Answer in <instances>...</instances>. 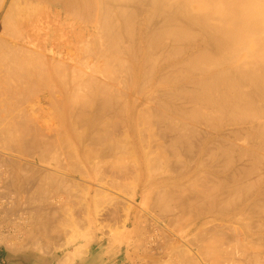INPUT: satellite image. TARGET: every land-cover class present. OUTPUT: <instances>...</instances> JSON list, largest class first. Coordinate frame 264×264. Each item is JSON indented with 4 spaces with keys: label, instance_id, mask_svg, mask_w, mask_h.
Listing matches in <instances>:
<instances>
[{
    "label": "bare ground",
    "instance_id": "bare-ground-1",
    "mask_svg": "<svg viewBox=\"0 0 264 264\" xmlns=\"http://www.w3.org/2000/svg\"><path fill=\"white\" fill-rule=\"evenodd\" d=\"M5 1H2V3H1V5H0V10H1V8H2V6H3V3H4ZM9 5H8V7L10 6V0H9ZM12 5V4H11ZM108 11L106 12V14L104 15V22H105V25H104V22H103V37H106L107 38V40L108 41H110V44H109V42L104 38L103 40H102V46H103V41H107V44L106 43H104V51H102L101 50V48H99V46H98V44H97V40H96V43L93 45L94 47L96 46V44H97V46H96V49L98 50L99 49V51H97L96 52V54H97V57L95 56V52L93 51L94 49H89V51H88V49H84V48H90V47H92V45H84V43H83V41H86V39H84V38H80L82 35V37H84V34L83 33H81L80 34V32H79V34H80V36H79V34L78 33H76L79 37L77 38L76 36V34H74V35H76L75 37L78 39H76L77 41H74V40H71V38H69V36L71 35L70 33H68V32H65V31H61V29L59 30V28H40L39 26H40V24L38 23V22H36V23H34V25L32 26V22H31V26H27V25H25V21L26 20H24L26 17H23V18H21V16H20V18L21 19H17V18H15L14 17V14L17 12L16 10H15V12H14V10H8L7 11V9H6V11H7V13L5 14H3V15H1V18H0V23H1V26L4 28V30H5V28H6V30L8 29V30H10V31H12V34L14 33V35L16 36V35H18V38H21L22 37V40H20V42L19 41H16V44H12V45H10L9 44V46H10V48H9V46H8V44H5V42L4 43H1V48L0 49H2L3 47H5V48H7V46H8V48H7V51L5 50H2L3 52H1V50H0V127H2V128H0L1 130H0V142H1V140H4V142L2 143L3 145L4 144H8L9 146L7 147V145L5 146L4 145V147H2L3 145H1V147L3 148V149H6L7 151H8V149L10 150L11 148V150L14 152V151H16V149L18 150V152H23V156L24 155H28L29 153H31V154H38V156L41 154L40 152L42 151H44V152H46L47 154H49V153H56V149H59L57 146H59L61 149H59V150H57V154H52V155H55V156H59L60 155V153H62V155H60V159H61V157L63 156V155H66V156H71V157H73V155H75L76 153H75V151L77 152V154L74 156V157H76L77 155V159H71L70 158V156H69V159H71V161H69V159H67L66 161H68V162H70V164L72 163L73 164V162H74V164L75 163H77V164H79V163H81V165H82V162L84 163L83 164V166L85 165V167L84 168H81V167H83V166H81V165H77V164H75V166H74V164L72 165V166H74L72 169H73V172H74V170L75 171H77V172H79V175H80V173H82L84 176L86 175V174H88L87 176H90L91 178H93V182H94V179H95V175H96V173H95V175H94V173H92V171H97V172H100V175H99V173H97V177H98V175L99 176H101V174L102 173H104L105 174V171H107V170H104V171H102L101 172V170H103V169H105L106 167H107V165H105V164H103L102 166H104V167H102V166H100L102 163H104V161L105 160H108L107 158L104 160V157H110L109 155H112L111 157H110V159L112 160H110L109 159V161H106V162H112L111 164H112V166H113V168H112V170H114L115 171V173H118L119 174V171H123V169H127L128 170V167H129V165H132V164H129L128 163V156H131V158L129 157V161H130V163H133V162H135V160H138V158L140 157V155L139 156H136V158L134 159L133 158V155H135V149L133 150L132 148V145H128L129 143L128 142H131L132 141V139H130V137H128V139H130L131 141H128V139H127V145L128 146H131L132 148V150L129 148V147H127V145L125 146L124 145V143H122L121 141H124L125 142V138L124 137H127V136H130V134L129 133H125L127 130H125V132L123 131L124 129H126V127L122 130L123 131V133H125L126 134V136L124 135V134H120L121 135V139H118V140H121V141H118V140H116L117 139V137H120V135H119V133H118V136L116 137L115 135H116V132L118 131L119 132V127L121 126L119 123H118V121L121 119V120H123V122H124V124H122L121 122V120H120V123L122 124V125H125L126 123V116L127 117H129L128 115H131L130 117H133V115H132V111L134 110V108L133 107H136V106H138V107H140L139 105L141 104L142 106L144 105L143 103H146V102H148V99H149V96H150V98L152 99L153 97H152V95H149V96H147V93H150V94H152L153 92H156L157 94H158V96L160 95V94H162L161 95V99H160V101H156V103H157V105L159 104V107L157 106L156 108H158V110H159V108H161V105L163 104V105H169V100L167 99V101H168V103H166V101L163 103H161V101H162V96H164V97H167V95L168 94H170L168 97H169V99L171 100V97L173 98L172 100H173V102H176L175 104L172 102V101H170V102H172L173 104H174V107L176 106V107H178L179 106V102H177V100H182V101H184V100H186L185 101V103H184V105L186 106V111L184 110V112H182L180 109H182V107L181 108H176L175 107V109H174V107H173V105L172 104H170V106H168L169 108H171L172 109V107H173V109L175 110V111H172V110H170V111H172V112H170V113H174V112H176L177 110H179V115L180 116H178V113H175V115H173V117H176V116H178V117H176L174 120L171 118V116H169L168 117V115L169 114H167L166 113V111H165V109H167L168 107H162L163 109H164V111H162L161 109L158 111V112H160L161 113V111L163 112V113H161V116L159 117L160 119H157V118H155V115L154 116H152L154 113H153V111L150 113L148 110H146V111H148L149 113H150V115L152 116V117H154L155 118V120L157 119V120H160L161 121V124L163 123V121H165L166 122V120L167 121H170L171 119L173 120H171L169 123H172L171 124V126L169 125V123L167 122L166 123V125H165V123L163 124V125H165L166 127H165V129H166V136L169 138V140H168V138H167V140H168V142L170 141V145H167V148H168V146L170 147H172V143H174V144H179V145H177V146H179V149L181 150L182 149V144H186L187 142L190 144V142H192V140L191 139H194V141L191 143V145L193 144V143H195V145L193 144V146H191L192 148H193V150L195 151V147H196V142H195V134H194V132H192V131H190V129L189 128H191V129H193V131L195 130V128H197L196 127V124L194 125L193 123H200L201 121L200 120H202L203 121V119L204 118H206V121L204 122V123H208V121H210L211 119H209V116L207 115V112H208V114L210 115V113H211V111H210V108H211V110H214V111H218V112H213V114L215 115V114H217V113H220V112H222V113H220L221 114V116L222 115H225L227 112H228V114H235V115H237V114H239V113H241V114H239V115H241L242 116V118H245L244 116H247V118H249L250 116H251V122L252 121H254L253 119H254V117L256 116V119H255V121L258 119V121H254L255 122V126H254V124H252V126H254V128L256 127L257 129H253V130H256V135H254V134H252V133H254L253 131L251 132V131H249V132H251L250 134L249 133H247L248 131V129L247 128H243V129H246V130H243V131H245V132H243V133H245V134H248V136H245V137H247L248 138V140H249V136L252 134L253 135V138H254V136H257L256 138H254V139H258L259 138V140L261 141V146H263L264 145V0H108ZM130 5H131V8H132V11L130 12V10H128L129 9V7H130ZM15 6V5H14ZM13 6V7H14ZM134 6H137V7H140V8H143V10H145V11H143V10H141V9H139V11L141 10L142 11V13H141V11L140 12H138L135 16L133 15V14H135L136 13V11H137V7H135V9H136V11L133 9V7ZM16 7V9H17V7L18 6H15ZM130 8V9H131ZM17 10H19V9H17ZM134 11V12H133ZM146 11H148V13H147V15L148 16H150L151 17V20H150V17H149V19L147 20V23H148V21L150 22L149 23V25L151 24V27L155 24V27L153 26L150 30H149V33H147V31H146V34L147 35H145L144 33H142V35L144 34L145 36H143V39L141 40V42L139 43L138 42V39H139V34H137L136 32H140V28H139V30H137L136 28H133V26H135V27H140V26H138L139 25V23H141L140 21H142V14H143V12L145 13ZM19 12V11H18ZM20 13V12H19ZM141 13V14H140ZM17 15H18V13H17ZM20 15V14H19ZM40 15V14H39ZM137 15H140L141 17V19H140V21H139V16H137ZM147 15H145V17L147 18ZM42 16V15H41ZM132 16L134 17V18H132ZM138 17V18H136L135 19V17ZM19 17V16H18ZM144 17V18H145ZM41 18V17H40ZM153 18H155V19H153ZM29 19V18H28ZM27 19V20H28ZM137 20V24H136V21L134 22L133 20ZM163 19H164V21H163ZM30 20V19H29ZM131 20V21H130ZM154 20H156V21H154ZM34 21V20H33ZM71 21V20H70ZM74 21V20H73ZM131 22V24H133L132 26H130L129 25V23L128 22ZM153 21H154V23H153ZM162 22V24H161V22ZM20 22V23H19ZM29 22V21H28ZM144 23H146L145 22V20L143 21ZM142 22V23H143ZM165 24H164V23ZM76 23V22H75ZM143 23V24H144ZM157 23V24H156ZM29 24V23H28ZM126 24H128L130 27H132V29H135L136 31L134 32L133 30H131L132 31V33L134 32L136 35H134V36H137V37H135L134 38V40H136V38H137V42H138V44H136L138 47H137V50H139V52H137L138 54H136V57H137V59L135 60V64H131L130 63V60H132V55L130 56L131 57V59L129 60V58H127L128 57V54L130 53V54H132V52L131 51H134L133 53H135V50H136V48H134L135 50H133V49H131L130 48V46L133 48V46L130 44V42H129V44H126L127 42H128V40H127V38H129V33H131V31H130V27L128 28L127 26H126ZM142 24V26H144V27H146L145 25H143ZM163 24H164V26H163ZM82 25V24H81ZM137 25V26H136ZM141 25V24H140ZM161 25V26H160ZM8 26V27H7ZM123 26L125 27L124 28V30H123ZM147 27H148V24H147ZM62 28H64V27H62ZM126 28H128L127 30H128V34H127V32H125V30H126ZM2 29V28H1ZM142 29V28H141ZM6 30H5V32H6ZM144 30H146V28L144 29ZM148 30V29H147ZM1 31V30H0ZM3 32V31H2ZM7 32H9V31H7ZM141 32H142V30H141ZM140 32V33H141ZM144 32V31H143ZM1 33V32H0ZM11 33V32H10ZM66 33H68L69 35H66ZM72 33V32H71ZM58 34V35H57ZM199 34H200V38H201V35H202V37L204 38L202 41L203 42H201V43H205V44H203L204 46H205V48H201L202 46H201V43L199 42L198 43V46H201L200 48L198 47V49H201V50H197V47H196V51H195V46L194 45H196V43L197 42H195L196 40H197V36H199ZM2 35V34H1ZM5 35V34H4ZM13 35V37H15ZM131 35V34H130ZM21 36V37H20ZM38 36L41 38V39H44L45 40V44L43 43H41V42H39L41 39H39L38 40ZM141 36V35H140ZM10 37H12L11 35H10ZM17 37V36H16ZM72 37V36H71ZM125 37H127V38H125ZM132 37V36H131ZM130 37V40L129 41H131V40H133L132 38ZM169 37H171V39L169 38ZM2 38V37H1ZM18 38L17 39H15V40H18ZM199 38V37H198ZM3 39V38H2ZM4 39L5 40H7L5 37H4ZM12 39V38H11ZM38 41H37V40ZM54 39V40H53ZM95 39V38H94ZM93 39V40H94ZM97 39V38H96ZM164 39V40H163ZM165 39H169L170 41H168L167 43H172V47H168V46H170V44H168V45H165V44H163V42L165 43L166 41H165ZM196 39V40H195ZM202 39V38H201ZM49 40H51V41H49ZM126 40V41H125ZM193 40H195L194 42H193ZM0 41H1V39H0ZM10 41H12V40H10ZM14 41V40H13ZM48 41V42H47ZM53 41H54V43H53ZM114 41V42H113ZM177 42V43H179V42H189V41H191L192 43H193V47H191L190 45V47H188V49H191V50H194L195 52L194 53H192V51H191V53L189 52V55L187 54V57H186V55L184 56V58H189L188 60H186V59H184L183 58V60H182V58H180L182 61H181V63H184L185 64V66H187L188 68H186L185 69V67L183 66V65H181L180 64V61H178L179 59V57L182 55V53H183V51L185 50V53H186V51L188 50H186V48H185V46H181V45H179L178 44V46H176V47H178V49L176 48V49H174L173 48V45L175 44V42ZM204 41H206V42H204ZM7 42V41H6ZM17 42H18V44H17ZM39 42V43H38ZM90 42V41H89ZM99 42V41H98ZM101 42V41H100ZM135 42V41H134ZM137 42H135V43H137ZM173 42H174V44H173ZM14 43V42H13ZM84 45L83 47L81 46L82 44ZM86 43L88 44V41H86ZM112 43V44H111ZM166 43V44H167ZM176 43V44H177ZM4 44L6 45V46H4ZM79 44H81V45H79ZM107 46H106V45ZM126 44V45H125ZM207 44H208V46H207ZM130 45V46H129ZM163 45H165V46H167L168 47V49H170V50H172V49H174L172 52H171V55L172 54H175V53H177V55H179V52H181L180 53V55L179 56H177L176 54L174 55L175 56V58H177L178 60H177V62L176 63H178L179 62V64L178 65H181V66H183L182 68H179V66H177V68H179V69H182V70H184V72L185 71H189L190 72V74L188 73V76L187 77H190V78H188L189 79V82L187 83V81H186V84H183V85H185V86H183V85H181L182 87H180V85H178L177 86V88L178 87H180L181 89L183 88L184 90V92L182 91V90H180L179 92H178V89L176 90L177 92L175 93V89L173 90V89H171L173 92H171L172 94L173 93H175V94H173L174 96H177V94H179L180 96L182 95V98H180V96H179V98H174L173 97V95L171 94V93H169L171 90H169L168 88H169V86H167V90L168 91H165V92H167L168 94H166L163 90H160L162 93H159L158 91H159V88L155 91H153V89L155 88V86L157 85V86H159L158 84H159V82L160 81H163V80H161V78H163L164 80H165V77H162L161 75L165 72V70L168 72H171L172 73V71L174 70V69H176L175 70V72H177V73H175V72H173V73H175V75L174 76H176L177 78H178V76H180L181 77V79L180 80H177V78L175 77L174 79H172V80H168V79H171V77L173 78V73H172V75L169 73H167L166 72V74L168 75L167 76V81L165 80V84H167V83H169V81H170V83H171V81H172V83H173V81L176 83V82H178V81H181V80H186V74L187 73H184L183 71H182V74H180L179 73V70H177V68H175L176 66V64L174 63L173 64V62L171 63V62H169V63H171L172 65H174L175 67H172V66H163L162 64L163 63H159V61H160V58H162V62H164L163 60H165V58H167L166 60L168 61V59L170 58V60H171V55H170V50H169V52H168V50H165L164 49V51H163V48H167V47H163ZM184 45H186V44H184ZM3 46V47H2ZM84 49V50H82V48ZM90 46V47H89ZM187 46H188V44H187ZM186 46V47H187ZM197 46V45H196ZM105 47H107L108 49H106ZM136 47V46H135ZM174 47H175V45H174ZM4 48V49H5ZM79 48H81V49H79ZM128 48H129V51H128ZM194 48V49H193ZM131 49V50H130ZM80 50V54L81 55H83V53H82V51L83 52H86L84 55L86 56L85 58L87 59V55L89 54L90 55V53H91V56L93 57V58H95V59H97V60H94L95 62L94 63H92V61L91 62H88V61H90V60H86V59H84V56H80L79 55V51ZM91 50V51H90ZM102 52H101V51ZM106 50V51H105ZM165 51H167V52H165ZM190 51V50H189ZM199 51V52H198ZM88 52V53H87ZM93 52H94V54H93ZM163 52H165L164 54H163ZM175 52V53H174ZM168 55H167V54ZM75 54V55H74ZM129 54V55H130ZM165 54L167 55V57L165 56ZM184 54V53H183ZM133 55H135V54H133ZM80 56V57H79ZM91 56H88V57H91ZM163 56V57H162ZM165 56V57H164ZM168 56H170L169 58H168ZM3 57V58H2ZM100 57H102V58H100ZM134 57L135 56H133V60H134ZM135 57V58H136ZM182 57V56H181ZM81 58V59H80ZM102 59L101 61L103 62V63H101V61H100V59ZM174 58V57H173ZM86 60V61H84L83 63H82V61L83 60ZM92 59V58H91ZM82 60V61H81ZM132 60V61H133ZM165 60V62L166 63H164V64H166L167 65V61ZM174 59H172V61H173ZM176 60V59H175ZM186 60V61H185ZM137 61V62H136ZM129 62V63H128ZM134 62V61H133ZM161 62V61H160ZM186 62V63H185ZM159 63V64H158ZM168 63V64H169ZM101 64H102V66L104 67H102L101 66ZM157 65H160V67H159V69L163 66L164 68H161V72L160 71H158V72H160V74H158V72H157ZM180 66V67H181ZM168 67H170V68H168ZM171 68H173L172 69V71H171ZM184 68V69H183ZM189 68H192V69H194L193 71H192V69H189ZM158 69V70H159ZM164 69V70H163ZM169 69V70H168ZM163 70V71H162ZM202 70V71H201ZM104 71H106V72H104ZM192 71V72H191ZM199 71V72H198ZM200 71H201V73L204 75V76H202L201 74H200ZM104 72V73H103ZM194 72H198L199 74H200V76H199V74H197V73H194ZM183 73L185 74L184 76H185V78L183 79V77H182V75H183ZM191 73H192V75L193 74H197L198 76H199V79L197 78V76H196V78H197V81L195 80V82H194V80L193 79H191V78H194V77H192V76H189V75H191ZM157 74V75H156ZM165 74V73H164ZM159 75V76H158ZM171 75V76H170ZM157 76V77H156ZM166 76V75H165ZM160 77V78H159ZM170 77V78H169ZM201 77H203V78H201ZM177 81H176V80ZM190 79L191 80H193L192 81V83H191V81H190ZM163 83V82H162ZM169 83V84H170ZM171 83V84H172ZM174 83V84H175ZM185 83V82H184ZM194 83H195V85H194ZM164 84V83H163ZM176 84H178V83H176ZM188 84V85H187ZM189 84H192L193 86H191V89H193L194 88V90L191 92L190 91V93H189V91H187V90H185V88H189L188 86H189ZM162 85V84H161ZM186 85H187V87H186ZM195 86V87H194ZM122 87H124L125 88V90L128 88V89H130V93L132 92V91H136V92H139V94H143L144 93V95L142 96V97H139V95L137 96V97H139V99L140 98H142V99H140L139 101H137L138 100V98H136V97H134V96H132L131 94H129L130 96H131V98H136L135 100H133V99H131V98H129V99H131L132 100V103L131 104H129L130 103V101L128 102V103H126V99L125 98H127V97H125V98H123L124 96H125V94H122L123 93V91H121L123 88ZM173 87V86H172ZM193 87V88H192ZM150 88V90L152 89V91L151 92H149L150 90H148ZM165 88V87H164ZM170 88H171V85H170ZM156 89V88H155ZM162 89V88H161ZM41 90V91H40ZM124 90V91H125ZM148 90V91H147ZM34 91L36 92V91H40L39 93V96H38V94H37V97H32V96H30V94L31 95H33V94H35L34 93ZM119 91H121L122 93H120V94H122V95H120L119 93H117V92H119ZM127 91V90H126ZM126 91L124 92V93H126ZM181 91H182V94H180L181 93ZM31 92H33V94L31 93ZM38 92H36V93H38ZM127 92H129V91H127ZM146 93V94H145ZM163 93H165L166 94V96H165V94H163ZM27 94H29V95H27ZM86 94H88V95H86ZM118 94L120 95V97L118 96ZM137 93H134V95H136ZM156 94V95H157ZM185 94V95H184ZM84 95L85 96H88V100H87V97H85L84 98ZM93 96V97H95V100H93L94 98H92V101H94L93 102V104L95 105V103H96V106L97 107H95L93 104H92V101L91 100H89L90 98H91V96ZM155 95V93L153 94V96ZM188 95V97H183V96H187ZM27 96V97H26ZM29 96L30 97H32V98H29ZM171 96V97H170ZM24 97H26L27 99H35V98H37V99H35V102L36 103H32V102H27L28 100L26 99V98H24ZM160 97V96H159ZM22 98H24V99H22ZM81 98H84V99H86V100H82ZM120 98L122 99V100H124L125 101V103L123 102V101H121L120 100ZM155 98H156V100L158 99L156 96H155ZM155 98H153V99H155ZM190 99V100H188V99ZM25 99H26V101H25ZM151 99H149V102H154V101H150ZM152 99V100H153ZM158 99V100H159ZM174 99H175V101H174ZM187 100L189 101V104H190V106H191V104H195L196 103V107H194L195 105H193V106H191V107H189V108H193L194 107V111H193V113H192V109H189V108H187L188 107V104H186V103H188L187 102ZM22 101H25L26 103H24L25 105L27 104V103H29V104H34L31 108H27L28 107V105H26L25 106V108H23L22 106H24L23 104H21L22 103ZM83 101V102H82ZM89 101V102H88ZM127 101H128V98H127ZM181 101V102H182ZM90 102H91V104H90ZM159 102V103H158ZM191 102V103H190ZM194 102V103H193ZM124 103V104H123ZM155 103V102H154ZM161 103V104H160ZM183 103V102H182ZM182 103H180L181 105H182ZM197 103H199V104H197ZM88 104V105H87ZM127 104H129V106L128 107H130L129 108V111H130V113H129V111L126 109L127 108ZM151 104V103H150ZM203 104V105H202ZM79 105V106H78ZM85 105H86V107H85ZM133 106V107H131V106ZM134 105H136V106H134ZM153 106H154V104H152ZM156 105V104H155ZM178 105V106H177ZM184 105H182L183 107H184ZM197 105H199V107L197 106ZM207 105V107H208V109L207 110H205V109H203V108H200V106L202 107H204V106H206ZM74 106H76V107H74ZM80 107L79 109H78V107ZM90 106V107H89ZM124 106H126V107H124ZM149 105H147V108H149L148 107ZM153 106H151V107H153ZM92 107H94V108H92ZM144 107V106H143ZM151 107H150V109H151ZM199 109H198V108ZM206 107V108H207ZM128 111L127 112V115H126V110ZM137 108V107H136ZM169 108H168V110H169ZM205 108V107H204ZM213 108V109H212ZM125 110V112H124V110ZM144 109V108H143ZM145 109H146V107H145ZM154 109H155V107H154ZM184 109H185V107H184ZM187 109H188V113L191 111V113H189V114H193L194 116H192L191 115V118H193V119H191L192 120V124L193 125H191L192 127H190L188 124L189 123H191V122H187V121H189V120H187V119H190V118H188V117H185V115H184V113L186 114L187 113ZM201 109H203L204 111H202ZM123 110V112L121 113V111ZM136 110V109H135ZM134 110V111H135ZM139 110V109H138ZM140 110H142V109H140ZM152 110V109H151ZM150 110V111H151ZM156 110V109H155ZM183 110V109H182ZM190 110V111H189ZM143 111V110H142ZM207 111V112H206ZM209 111H210V113H209ZM75 112H77V114L75 113ZM136 112V111H135ZM135 112H133V113H135ZM139 113H140V111H138ZM154 112H156V111H154ZM165 112V113H164ZM178 112V111H177ZM203 112H205V114L203 113ZM225 112V114H223ZM76 115H78L79 113H81V114H79V116L77 117H75L74 115L75 114ZM116 113H118V115H121V118L120 117H118L117 115H115V116H113L114 114H116ZM120 113V114H119ZM129 113V114H128ZM145 114H146V112H144ZM148 113V114H149ZM153 113V114H152ZM183 113V114H182ZM187 113V114H188ZM74 114V115H73ZM123 114H125V116H122ZM143 114V113H142ZM156 114H157V112H156ZM163 114H165V116L163 115ZM177 114V115H176ZM186 114V115H187ZM212 114V113H211ZM242 114H252V115H242ZM149 115V116H150ZM171 115V114H170ZM181 115H184V116H182L185 120L184 121H186V122H184V121H180L181 122V124H177V123H175V122H178L182 117H181ZM231 115L230 116H228V118L230 117L231 118ZM253 115H255L254 117H253ZM74 116V117H73ZM112 116L113 117H118L117 119H119V120H117V121H114V119L115 118H112ZM145 115L143 114V117H144ZM168 118H167V117ZM189 116V115H188ZM219 116V114H217V117H216V115L215 116H213V115H211V117H212V122H211V124L215 127L216 126V124L217 123H214V120H213V118L215 117V118H218L219 120L221 119L222 120V117L224 118V116H222L221 118H219L218 117ZM226 116H227V114H226ZM225 116V117H226ZM240 116V117H241ZM125 118V121H124V118ZM142 117V118H143ZM157 117V116H156ZM165 117V118H164ZM181 117V118H180ZM195 117H196V119H198L199 117H203L202 119H198L199 121H195V122H193V120H195ZM198 117V118H197ZM207 117H208V119H207ZM233 117V116H232ZM239 117V118H240ZM252 117H253V119H252ZM73 118H74V120H73ZM76 118H79L81 121L78 123V120H76ZM123 118V119H122ZM134 118V117H133ZM146 118V117H145ZM149 118V117H148ZM153 118V119H154ZM167 118V119H166ZM177 118H179V120L177 119ZM242 118H240L239 120H245L246 121V118L245 119H242ZM128 119V118H127ZM130 119V118H129ZM135 119V118H134ZM144 119V118H143ZM142 119V120H143ZM152 119V118H151ZM170 119V120H169ZM176 119L178 120V121H176ZM218 119H216V120H218ZM232 119H234V120H238V117H236V119L235 118H232ZM231 119V120H232ZM250 119H249V122H250ZM73 120V121H72ZM114 121V123H113V121ZM116 120V119H115ZM190 120V121H191ZM208 120V121H207ZM224 120H225V118H224ZM223 120V121H224ZM231 120L229 119V120H227L226 121V123L227 124H229V123H232L231 122ZM237 120H236V123H237ZM238 120V121H239ZM77 121V122H76ZM129 121V120H128ZM127 121V124L130 122H128ZM131 121H133V122H135V120H131ZM159 121V122H160ZM175 121V122H174ZM247 121H248V119H247ZM56 122L59 124L58 126L56 125ZM115 122L118 124H115ZM133 122H132V124H133ZM158 122V121H157ZM229 122V123H228ZM240 122V121H239ZM238 122V123H239ZM248 122V123H249ZM55 123V124H54ZM75 123H77L76 125H75ZM131 123V122H130ZM129 123V124H130ZM174 123V124H173ZM179 123V122H178ZM187 124L186 126L187 127H189V128H187L186 126H185V124ZM222 122L220 121V124H221ZM224 123V122H223ZM225 123V124H226ZM233 123H235V121H233ZM240 123H242V122H240ZM244 123V122H243ZM81 126V124H82V126L83 127H85V129H84V131H82L83 129H82V126H81V131H82V134H80L79 133V131H80V127H79V125ZM117 126H115V125ZM126 124V125H127ZM132 124H131V126H132ZM160 124V125H161ZM168 124V125H167ZM176 124H177V126H176ZM209 124V123H208ZM215 124V125H214ZM220 124L218 123L217 124V126L219 125L220 126ZM245 124V123H244ZM250 124V123H249ZM56 125V126H55ZM77 125H78V128H77ZM210 125V124H209ZM230 125V124H229ZM248 125V124H247ZM4 126V127H3ZM116 127V130H115V127ZM119 126V127H118ZM130 126V127H131ZM193 126H195V128L193 127ZM244 126H246V124L244 125ZM251 129L253 128V127H251V125H248ZM114 127V128H113ZM160 127H163L162 125L160 126ZM186 127V128H185ZM247 127V126H246ZM76 128L79 130H76ZM133 128V127H132ZM242 128V127H241ZM115 130V132H114V130ZM162 129V128H161ZM165 129H163L164 130V133H165ZM187 129H189V131H187ZM163 130H161L162 132H163ZM197 130V129H196ZM199 130V129H198ZM197 130V137L196 138H198L200 135V133H202V131L199 133V131ZM239 130V129H238ZM77 131H78V133H77ZM122 131H120V132H122ZM242 131V130H241ZM161 132V133H162ZM190 132H192V134H194V137L192 136V134L190 133ZM196 132V131H195ZM226 132V131H225ZM240 132V131H239ZM115 133V134H114ZM242 133V134H243ZM163 134V133H162ZM191 134V139L190 138H188L189 137V135ZM224 134V133H223ZM223 134H221V135H223ZM228 134V133H227ZM202 135V134H201ZM225 135H226V133H225ZM252 135H251V137H252ZM64 136H66L65 137V139L67 140H63L64 139ZM70 136V137H69ZM71 136H73L74 138H77V140H78V138H80V140L78 141L79 143H80V146H79V149H77L76 150V148H78V146L75 148V150H73V148L70 150V144H68V140H69V138H71ZM163 136H164V134H163ZM162 136V137H163ZM229 136V135H228ZM228 136H227V138H228ZM8 138V141L9 142H7V138ZM69 137V138H68ZM171 137V138H170ZM219 137V136H218ZM222 137H224V136H222ZM222 137H220L221 139L220 140H222V141H224L225 139H223ZM226 137V136H225ZM250 137V138H251ZM122 138H123V140H122ZM246 138V139H247ZM251 139V140H254V139ZM160 139V138H159ZM158 139V140H159ZM163 139V138H162ZM188 139H190V142H189V140ZM13 141V140H15V141H20V142H22V149H24V151L21 149V147L19 148V146H17L18 148H16L15 147V145H12L14 142H11V141ZM171 140H173L174 142H171ZM215 140H217L218 141V138L217 139H215ZM218 141L217 143L216 142H214L213 143V145L212 146H210V147H214V144H215V147H216V144L217 145H219V142L220 143H222V146L221 147H218L217 146V152H218V150L220 149L221 150V152H218V154H217V152H215V151H213L212 149H210L208 146V148L207 149H209L210 151H212V152H210V153H208L209 151H207V153H208V155H211L212 153V155L214 156L215 155V153H216V155H221V153L223 154V156L221 155V157H219V158H221V159H226V161L228 160V164H231L232 163V161L234 160H236L237 161V159L238 158H240V157H238L237 159H235L238 155H234V157L232 158V156H233V154H234V152L236 151V150H238V145L239 144H237V143H235L234 142V145H236V146H234L235 148H236V150H233L232 151V149H235L234 147H232L233 145H230L232 142L231 141H229V140H225V141H229V145L228 144H226V142H221V141ZM256 140H254L255 142H256ZM5 141H6V143H5ZM66 141V142H65ZM144 141V140H143ZM11 142V143H10ZM19 142V143H20ZM121 142V143H120ZM125 142V143H126ZM160 142V141H159ZM186 142V143H185ZM253 142V141H252ZM254 142V144L255 145H257L258 143H259V150H260V142L258 141L257 143H255ZM103 143H106V145L108 144V146L106 147V146H102L101 145V147L99 148V150H98V147L100 146V145H98V144H103ZM166 143V142H165ZM10 144H11V146H10ZM23 144H25L26 146H27V151H25V146L23 145ZM64 144H67V146L69 147V151H72V152H68V148H67V146L66 147H64L65 145ZM123 146H121V145ZM131 144V143H130ZM132 144H133V142H132ZM201 144V143H200ZM200 144H199V146L198 147H200ZM224 144H226V145H224ZM233 144V143H232ZM19 145V144H18ZM95 145H97V149L96 150H98V151H95V149H94V147H95ZM103 145H105V144H103ZM186 145H188V144H186ZM253 145V144H252ZM254 145V146H255ZM20 146H21V144H20ZM92 146H94L93 148H92ZM175 146V145H174ZM195 146V147H194ZM241 146V145H240ZM258 146V145H257ZM10 147V148H9ZM24 147V148H23ZM109 147V148H108ZM121 147V148H120ZM143 147H144V144H143ZM169 148L170 150L173 148L174 149V147H172V148ZM187 146H185V150L186 149H188V148H190V146H188L187 148H186ZM202 147V146H201ZM248 147V146H247ZM246 147V149H245V147L243 146V148H240L239 147V153H241L242 155L241 156H244V159H245V157L247 156L245 153V150H247L248 148ZM253 146H251V148H252ZM256 147V146H255ZM15 150H14V149ZM105 148V153H102V152H104L103 150H101V154H96V155H94V152H96V153H98L99 151H100V149H104ZM122 148H123V150H122ZM124 148H128L129 150H130V152H132L133 151V155L131 154H128V152H129V150H126V151H124ZM135 148V147H134ZM158 148V147H157ZM161 148V147H160ZM162 148H163V146H162ZM165 148V147H164ZM184 148V147H183ZM192 148H190V150H187V152L186 151H184V150H182V151H184V152H186L185 154H188V155H193L195 152H193L192 151ZM263 148H264V146H263ZM21 149V150H20ZM65 149L67 150V152L69 153H66L65 154ZM93 149H94V152H93ZM107 149H108V151H107ZM119 149H121L122 150V152L123 153H121V150H119ZM166 149V148H165ZM178 149V148H177ZM176 149V146H175V150H173V152L172 153H174L175 154V158L176 157H184V156H182V154H178V152H180L181 153V151H179V149L177 150ZM199 149V148H198ZM202 149V148H201ZM204 149V148H203ZM202 149V150H203ZM206 149V146H205V151L207 150ZM240 149H242V151L240 150ZM243 149H245L244 151H243ZM250 149V148H249ZM249 149H248V151H249ZM41 150V151H40ZM60 150H61V152H60ZM78 150H79V152H80V154H78ZM91 150H92V152H91ZM164 150V149H163ZM167 150V149H166ZM219 150V151H220ZM254 149H250V151L252 152V153H254V151H256V150H254ZM263 149H261V151H262ZM65 151V152H64ZM73 151H74V153L75 154H73ZM120 151V154H126V156H124V155H118V152ZM147 151V150H146ZM172 151V150H171ZM175 151V152H174ZM178 151V152H177ZM188 151H189V153H188ZM232 151V152H231ZM241 151V152H240ZM258 151V150H257ZM6 152V151H5ZM9 152V151H8ZM17 152V151H16ZM24 152H26V153H24ZM27 152H29V153H27ZM49 152V153H48ZM58 152H60V153H58ZM107 152V153H106ZM156 152V150L154 151V153ZM183 152V153H184ZM242 152H245L244 153V155H243V153ZM1 153V152H0ZM4 153V151L1 153V154H3ZM64 153V154H63ZM171 153V154H172ZM198 153V152H197ZM207 153H205V156L207 155ZM231 153H233L232 155H231ZM238 153V152H237ZM248 153V152H247ZM256 153L257 152H255V154L254 155H256ZM7 155L8 154V156L9 155H11V154H13V153H11V154H9V153H4L3 155ZM17 154H19V153H17ZM16 154V155H17ZM31 154H29V155H31ZM43 154V153H42ZM73 154V155H72ZM92 154V156L94 157V158H96L97 157V155H100V156H102L101 157V159L103 158V160H99L100 158V156L99 157H97L98 158V160L97 161H95L94 163H95V165L94 166H91V164H90V160L92 161V159H94L93 157H91L90 155ZM104 156H103V155ZM113 154H114V157H113ZM119 157H121V159L120 158H118V156ZM128 154V155H127ZM174 154H172L173 155V157L172 158H174ZM176 154H178V156H176ZM249 154V153H248ZM251 154V153H250ZM264 154V153H263ZM5 155V156H6ZM21 155H22V153L21 154H19V155H17V156H19V157H21ZM27 155H26V157H27ZM28 155V156H29ZM34 155H31V156H34ZM46 154H44V155H42V156H37L38 157V159H40V157L41 158H43L44 159V156H45ZM80 155V156H79ZM115 155L117 156V158L115 157ZM147 155V154H146ZM159 155H161V154H159ZM159 155H158V157H155V156H153V154H151L150 156H153V157H155V158H158V159H154L155 160V163H156V160H157V164H160V162H161V164H160V166L162 165V163H163V165H164V162H167L168 161V159H166L165 157H164V155H163V160H167V161H161V159L162 158H160L159 157ZM162 155H161V157H162ZM171 155V156H172ZM207 155V157H205V158H210V156H208ZM212 155H211V157H212ZM246 155V156H245ZM4 156V157H5ZM16 156V157H17ZM22 156V157H23ZM51 156V155H50ZM124 156V157H123ZM142 156V155H141ZM166 156V155H165ZM170 156V157H171ZM194 156H195V154H194ZM193 156V157H194ZM240 156V155H239ZM250 156V155H249ZM252 154H251V158H252ZM11 157H13V155L11 156ZM21 157V158H22ZM26 157H24L25 159H26ZM47 157H49L48 155H47ZM47 157H45V158H47ZM65 157V156H64ZM79 157V158H78ZM80 157L81 158H83L82 160H84V161H81L80 162ZM112 157H113V159H112ZM122 157L123 158H126L127 159V161H126V163H125V161H123V159H122ZM135 157V156H134ZM138 157V158H137ZM167 157H169L168 155H167ZM191 157V156H190ZM193 157H191L190 159H193ZM218 157V156H217ZM215 158L216 159V161H217V159L218 158ZM248 157V156H247ZM246 157V158H247ZM255 157H259V158H262V161H260V162H263V157H264V155L262 156L261 154H259L258 155V153H257V156H254L253 158H252V160H251V164H252V162L253 163H256V164H258V165H260V167H262V166H264V163H262L263 165L261 166V163L259 162L258 163V161L260 160L259 158H257V160H256V158ZM3 158V157H2ZM1 158V156H0V167L2 168V162H4L5 160H6V158L4 159H2ZM14 158V157H13ZM23 158V159H24ZM28 158V157H27ZM56 158V157H55ZM57 158H59V157H57ZM56 158V159H57ZM133 158V159H132ZM142 158H143V156H142ZM144 158H146V157H144ZM147 158H149V157H147ZM144 159L145 161H149V159ZM160 158V159H159ZM171 158V159H172ZM182 158H179V159H181V161L179 160V164H180V162H181V164H180V167H181V165H184V163L186 162V160H185V158H183V160H185V161H183L182 160ZM243 157H241L240 159H242ZM17 159H20V158H17ZM16 159V160H17ZM28 159H30V158H28ZM27 159V160H28ZM31 159H33V158H31ZM42 159V161H44ZM55 159V160H56ZM60 159H57V160H59L60 161ZM65 159H66V157H65ZM65 159H63L64 160V162H65ZM118 159V160H122V162H124V164L127 166H125V165H123V164H119V163H121L120 161H116V160ZM131 159V160H130ZM151 159H152V157H151ZM152 159V160H153ZM170 159V160H171ZM189 159V160H190ZM221 159H218L219 161L218 162H220V160ZM233 159V160H232ZM244 159H242V161L244 160ZM248 159H250V158H247V160ZM259 159V160H258ZM4 160V161H3ZM35 160V162H36V159H34ZM56 160V161H57ZM78 160V162H76ZM134 160V161H133ZM140 160V159H139ZM139 160H138V162H139ZM142 160V159H141ZM140 160V161H141ZM158 160H160V161H158ZM174 160V159H173ZM175 160H177V159H175ZM212 160V161H211ZM229 160H232V161H229ZM17 161H20V160H17ZM16 161V162H17ZM25 161V160H24ZM30 161V160H29ZM28 161V162H29ZM33 160H31L29 163H28V165H30V163L32 162ZM73 161V162H72ZM99 161V163H97ZM100 161H102V163L100 162ZM133 161V162H132ZM143 161V160H142ZM191 161V160H190ZM190 161H187L186 163H190ZM193 161H194V159H193ZM192 161V162H193ZM206 161V162H205ZM223 161V162H222ZM234 162V163H246L247 161L245 160V162L243 161H241L240 160V162ZM239 161V160H238ZM249 161V160H248ZM257 161V162H256ZM5 162H9V161H5ZM21 162V161H20ZM27 162V161H26ZM35 162H33V165L32 166H34L35 164ZM61 162L63 163V161L61 160L60 161V164H61ZM68 162H66V163H68ZM118 162V163H117ZM144 162V161H143ZM151 162H153V161H151ZM151 162H146L147 163V165H148V163H151ZM169 162V161H168ZM170 162H172V161H170ZM176 162V161H175ZM175 162H172V166H173V163L175 164ZM182 162H184V163H182ZM204 162H205V164L206 165H204ZM209 162V164L210 163H212V162H214V163H218V162H215V161H213V159H205L204 161H202V163H200V165H201V167L204 165V166H209V164H207ZM221 162H222V165H223V163L225 164H227V162H225L224 160H221ZM221 162L218 164L219 166H221ZM231 162V163H230ZM23 163V162H22ZM21 163V165H23ZM43 163V162H42ZM41 163V164H42ZM45 164H46V162H44ZM49 162H47V164H48ZM59 162H57V164L55 163V165H53V167L55 166V167H57V171L56 172H59V171H62V170H59L58 171V167H59V164H58ZM66 163L64 164L65 166H67V168H69V167H72V166H70V164H67L66 165ZM92 163V162H91ZM113 163H115V164H113ZM116 163H117V165H116ZM127 163L129 164V165H127ZM137 162H135V164H136ZM154 163V162H153ZM154 163V166H152V167H156L157 166V164H155ZM178 163H176V165H174V166H176L177 168H175L174 166H173V168L174 169H178L179 168V164ZM185 163V164H186ZM214 163H212L213 165H211V167L208 169V172H214L215 171V174H211V175H215V176H211V177H209V178H213V180L211 181V182H213V181H215L214 180V177H220L219 175V173L218 172H220L221 171V176H222V178L224 177V176H226V175H228L229 174V172H228V174H227V171H230L231 169H232V165H230L231 166V169H230V167L228 166L227 167V169H223V168H226V165H223V166H225V167H223L222 168V170H217L216 171V168H218L217 166L218 165H214ZM248 163V162H247ZM246 163V164H247ZM250 163V162H249ZM248 163V164H249ZM11 164H12V162H11ZM100 164V165H99ZM144 164V163H143ZM142 164V165H143ZM166 164V163H165ZM227 164V165H228ZM247 164V166L245 165V164H241V165H245V167L244 168H246V167H248V168H246V170H244L243 169V166H241V165H238L237 167H236V165L237 164H235V168H237L239 171H237V169H235V168H233V171H235V172H233L234 173V176H236L237 175V173L238 172H240L241 171V169H243L244 170V172L243 171H241L240 172V176H243L244 178H242V179H245V180H241V177L239 178V176H237V177H233L234 179L232 180V177L231 176H233L231 173V175H230V180H232L231 181V183H229L228 185H229V187H224L227 183L225 182V181H227L228 180V182H229V175L225 178L224 177V179H225V181H223V180H220L219 178H215L216 180H217V182L216 183H218L219 182V184L217 185V184H213V183H211V182H208V185H206V189L208 188L207 186H209L210 185V187L209 188H211V186H212V190L210 191V189L208 190V191H210L209 193H211L214 189L217 191L218 189H220L222 186L221 185H223V187L224 188H227V190H225V189H221V190H218L217 191V194L215 195V191H214V193L212 192L210 195H215L214 196V200H216L217 199V196L219 197L218 199H220V200H218L217 201V203H219L218 204V206L216 205V207L214 206L215 204H217V203H215V204H211V202H214L213 200H211L212 198L210 197V195H208V191L207 192H205L204 190H206V189H201V190H203L204 191V193H207V196H209V197H204V196H206V195H204L203 197L205 198H203L202 199V194H203V191H200L199 189H197L196 187H195V189H197V190H199L200 191V195H201V197L200 196H198L197 197V194H195L196 192H198L197 190H195L194 191V189L192 190L191 189V186H190V191H192V192H188V194L190 193V195H187V197H188V199L190 200H193L194 201V199H192V197L190 198V196H193L194 194H195V197H197V198H201L202 200L200 201V199H196L195 201L197 202V200H198V202L200 203H202L203 204V200H204V202H206L205 203V205L206 206H204L203 207V205L200 203L199 205L201 206V208L203 209V211L202 212H204L205 210H206V207L209 205V204H211V206L210 207H215V208H213L212 210H216V209H219V210H222V211H224V213H226L227 214V208L229 207V206H231V205H235V203H236V201L238 200V199H240V197H245L246 196V193H247V196L248 197H250V198H253V197H251L252 196V193H250V194H248V192L250 191L251 192V190L253 189L254 191H255V189L254 188H257L258 187V185L260 186V187H258V188H261V190H262V188L264 187L263 185V182H264V179H262L264 176L262 175L261 176V174L260 173H256V171L259 169V168H257V170H256V164H249L248 165ZM5 165V164H4ZM7 165V166H6ZM4 167L5 168H8V166L10 165V162H9V165L8 164H6ZM16 165V164H15ZM19 165H20V163H19ZM18 165V162H17V166H14V167H9L10 169H5V171L7 170V171H9V170H11V175L9 174V177H13L14 175H12V174H15V173H12L13 172V170L11 169V168H16V169H14V171L15 170H17V172H16V178H18L19 179V175L21 176V173L19 172L21 169H19V168H21L20 166ZM27 165V164H26ZM27 165V166H28ZM49 165V164H48ZM57 165V166H56ZM63 164H62V168L64 169V170H66L67 168H65V166H64ZM93 165V164H92ZM97 165H99V166H97ZM120 165H122V166H120ZM142 166V165H140V164H136V166ZM144 165H146V164H144ZM147 165L145 166V167H147ZM152 164H150V166H151ZM156 165V166H155ZM178 165V166H177ZM188 165H190V164H188ZM200 165H198V166H200ZM12 166V165H11ZM26 166V167H27ZM47 166V165H46ZM64 166V167H63ZM76 166H78V167H76ZM79 166H81L80 168H79ZM106 166V167H105ZM111 166V167H112ZM124 166V167H123ZM133 166V165H132ZM150 166H149V168H150ZM184 166H186V165H184ZM183 166V167H184ZM214 166H215V168H214ZM240 166V167H239ZM252 166H254V167H252ZM25 167V168H26ZM30 167V166H29ZM29 167H27L28 169H30ZM41 167V166H40ZM40 167H37L36 165H35V169H37V170H39V174H41V176H42V173L44 174V173H49V170L51 171H55L56 170V168H55V170L54 169H50V168H46L47 169V172H44V169H43V171H40L41 170V168ZM52 167V168H53ZM99 167V168H98ZM109 167V166H108ZM107 167V168H108ZM110 167V168H111ZM183 167H181V168H183ZM222 167V166H221ZM220 167V168H221ZM240 169H239V168ZM242 167V168H241ZM250 167H251V169L256 173V176L258 175V177H256L255 176V174L253 175L252 174V176H251V174H249V173H247V172H251V169H250ZM38 168H40V169H38ZM43 168V167H42ZM61 168V166L59 167V169ZM61 168V169H62ZM100 168H103V169H100ZM110 168H108V171H109V169ZM123 168V169H122ZM157 168V167H156ZM181 168H179L180 170H181ZM229 168V169H228ZM254 168H255V170H254ZM19 169V170H18ZM23 169H24V166H23ZM34 169V170H35ZM45 169V170H46ZM70 169V168H69ZM69 169H67V171L68 172H70L69 171ZM72 169H70L71 171H72ZM84 169V170H83ZM96 169V170H95ZM122 169V170H121ZM130 169V168H129ZM132 169H133V167H132ZM142 169L143 168H140V169H138L139 171L141 170L142 171ZM153 169V168H152ZM151 169V170H152ZM211 169L213 170V171H211ZM215 169V170H214ZM235 169V170H234ZM250 169V170H249ZM263 171H264V169L263 168H261ZM3 170V169H2ZM2 170H1V173H2ZM33 170V169H32ZM63 170V171H64ZM83 170V171H82ZM91 170V171H90ZM111 170V171H112ZM127 170H125V171H127ZM136 170V169H135ZM134 171L133 172V170H132V172L134 173L133 175H131V176H133V177H136L135 178V181L134 182H136V179H138V178H141V176L140 175H142V172H144V171ZM147 170H148V167H147ZM179 170V171H180ZM210 170V171H209ZM224 170H226V171H224ZM247 170H249V171H247ZM27 171H29V170H27ZM31 171V170H30ZM29 171V172H30ZM124 171V173L122 172V174L120 173V176H123V174L126 176V174H128L129 173V175L130 174H132L131 172H128V171H130V170H128L127 172L128 173H126ZM150 171V170H149ZM148 171V172H149ZM153 171V170H152ZM182 171V170H181ZM190 171V170H189ZM222 171H224V172H226V175L224 174V176H223V173L224 172H222ZM232 171V170H231ZM230 171V172H231ZM246 171V172H245ZM252 171V172H253ZM259 171V170H258ZM263 171H261V173L263 172ZM77 172H74V173H77ZM85 172H86V174H85ZM110 172V171H109ZM108 172V173H109ZM137 172L138 173H141V174H139V175H137ZM147 172V173H148ZM216 172H217V174H216ZM237 172V173H236ZM5 173H8V172H5ZM9 173H10V171H9ZM23 173H24V170H23ZM32 173H34V171L32 172ZM55 173V172H54ZM63 173H65V171L63 172ZM73 173V174H74ZM91 173L94 175L93 177L91 176ZM107 173V172H106ZM108 173L106 174V175H108ZM111 173V172H110ZM126 173V174H125ZM135 173H136V175H135ZM150 173V172H149ZM236 173V174H235ZM264 173V172H263ZM262 173V174H263ZM52 174V173H51ZM58 174H60V173H58ZM62 174V173H61ZM67 174V173H66ZM73 174H72V176H73ZM81 174V175H82ZM104 174H102L103 176H101V177H99V179L101 180V178H105V177H108V176H105ZM118 174H117V177H118ZM3 175V174H2ZM26 175H29V173L28 174H26ZM26 175H22L23 176V178L24 177H26ZM32 175V174H31ZM47 175L48 174H45L42 178H41V180H39L40 178V175L39 176H37V180L35 179L36 178V175H34V176H32V178H34L35 180V182L37 181V183H34V184H30V186H27V184H26V182H25V180H26V178H25V180L23 179L22 180V176H21V181H24V182H22L23 184L25 183V186H27V188H28V193H27V195L29 194V196H31L30 195V193L29 192H32L35 196H39V198L41 197V194H44V189H43V186H44V184L45 183H47V182H51V181H53V179L52 180H50L51 178H53V176L51 177H47ZM56 175H57V173H56ZM56 175H54V177L56 176ZM65 174H63V176H64ZM81 175H80V177H81ZM83 175H82V177L81 178H83ZM110 175V174H109ZM112 175V174H111ZM111 175H110V177H111ZM249 175H250V178L251 177H255V178H252V179H247V178H249ZM4 176H6V175H3V178H4ZM58 176V175H57ZM60 176V175H59ZM67 176H69V178H70V176L71 175H67ZM66 175H65V177H67ZM72 176H71V178H72ZM87 176H85L86 178H87ZM119 176V177H120ZM124 176V178H122L123 179V183L125 182L126 183V185H125V183L123 184L125 187L127 186V184L129 185V183H132V182H126L125 180L127 179V178H129V177H131V176H127V177H125ZM140 176V177H139ZM144 176V175H143ZM142 176V178L144 179V177ZM261 176V177H260ZM12 177H11V179H12ZM28 177V176H27ZM30 177V176H29ZM29 177L27 178L28 180H29ZM49 178V179H45V178ZM85 177H84V179H85ZM90 177H88V178H90ZM110 177H108V178H110ZM116 177V176H115ZM114 177V178H115ZM146 177V176H145ZM6 178H8V175H7V177ZM31 178V179H32ZM39 178V179H38ZM58 178H61V179H63L61 182H60V184H62V186H66L68 189L71 187L70 186V184H69V181H68V183L66 184L64 181H65V178H63V177H58ZM87 178V179H88ZM90 178V180H92ZM148 178H149V175H148ZM208 178V177H207ZM209 178L208 179H206V182L207 181H210L209 180ZM257 178V180H254V179H256ZM11 179L10 178H8V180H10V182H11ZM14 179V178H13ZM17 179V180H18ZM55 179V178H54ZM86 179V180H87ZM101 180V182L99 181V180H97V182H99V183H101L100 185H103L104 183V185H108V186H110L108 183V181H110V179L109 180H107L106 182H105V180ZM113 179V178H112ZM121 179V178H120ZM130 180H131V178H129ZM128 179V180H129ZM133 179V178H132ZM142 179V180H143ZM146 179H147V177H146ZM227 179V180H226ZM1 180H2V178H1ZM15 181H16V179H14ZM20 180V179H19ZM28 180H27V183H28ZM56 181L58 180L57 178L55 179ZM54 180V181H55ZM66 180H68V177H67V179ZM70 180V179H69ZM76 179H74V180H71V181H73V184H75L74 185V187H71V188H73V190L75 191V188L76 187H78V186H80L82 183H83V181H85V180H83V181H81L80 182V180L78 181V179H77V182L75 181ZM117 180V181H116ZM115 181H114V179L110 182V184H112L113 183V181H114V183L113 184H116V185H118L117 183H119L118 182V180L119 179H116ZM139 181H140V179H138ZM141 180V181H142ZM252 180V181H251ZM13 181V180H12ZM32 181H33V179H32ZM53 181V182H54ZM56 181H55V183H56ZM59 181H60V179H59ZM59 181H58V186L60 185L59 184ZM89 181V180H88ZM102 181H104V182H102ZM120 181V180H119ZM147 181V180H146ZM145 180H144V182H146ZM149 181V180H148ZM257 181V182H256ZM2 182V181H1ZM5 182H6V180H5ZM19 182L20 181H18L16 184L17 185H19ZM29 182H31V180L29 181ZM75 182V183H74ZM79 182L81 183L80 185H78L79 184ZM116 182V183H115ZM122 182V181H121ZM120 182V184H122ZM143 182V183H144ZM8 181L5 183V184H7L8 185ZM12 183H13V185L15 184V182H11L10 183V188H12V190L14 191H12L11 189V191L13 192V193H15L16 191H17V189H16V191L14 190V188L16 187V185H12ZM21 183V182H20ZM63 183L65 184V185H63ZM70 183H72V182H70ZM77 183V184H76ZM85 183V182H84ZM83 183V184H84ZM90 183V182H89ZM89 183H85V185H86V187H85V185H83V187H85V192L87 193H85L86 194V196L87 195H89V197L91 198V200L93 201V203H95V202H97V197L100 195V189L102 190V192L103 193H110L111 195H112V190L111 191H109L108 190V192L107 191H105V190H107V188L106 189H102V187L99 189V187H97L98 189H96V187L95 188H93V186L91 187V184L89 185ZM92 183V182H91ZM96 182H94L93 184H95ZM138 183H140V182H138ZM142 183V184H143ZM164 183H165V181H164ZM167 183H169V182H166L165 184H167ZM180 183V182H179ZM256 183H257V185H256ZM2 185H4V180H3V182L1 183ZM23 184H20V186L21 185H23ZM56 184H55V187H53V188H55L56 189V187L58 188V186H56ZM69 184V185H68ZM88 184V185H87ZM118 185L117 187H112V185H111V187L113 188V190L114 189H118V190H120V189H123L124 188V186L123 185ZM136 184H137V182H136ZM164 184V185H165ZM172 184H177V187H180L181 185L179 184L178 185V183H173L172 182ZM182 184V183H181ZM256 186H255V185ZM262 184V185H261ZM81 185V186H82ZM97 185V184H96ZM95 185V186H96ZM99 185V184H98ZM99 185V186H100ZM115 185V186H116ZM137 185H139V184H137ZM156 185H158V183L156 184ZM193 185V184H192ZM195 185V184H194ZM194 185H193V188H194ZM255 187H254V186ZM12 186V187H11ZM24 186V185H23ZM23 186H21V187H23ZM25 186H24V189H26L25 188ZM49 186V185H48ZM68 186H70V187H68ZM73 186V185H72ZM80 186V187H81ZM108 186H105V187H108ZM120 186H121V188H120ZM122 186H123V188H122ZM158 186H160V183H159V185ZM157 186V187H158ZM167 186V185H166ZM166 186H164V187H161V188H163V189H166ZM173 187V185H169L168 184V186L167 187ZM184 186V185H183ZM182 186V187H183ZM217 187V186H219V188L217 187V189L216 188H214V187ZM221 186V187H220ZM253 186V187H252ZM261 186H263V187H261ZM5 186H3V188H2V186H1V188L2 189H4L3 191L1 190V188H0V190L3 192H1L0 194H4V196H5V193H4V191H5V189H6V191H7V188L5 187ZM9 187V186H8ZM45 187V186H44ZM51 187H52V182H51ZM60 187V186H59ZM80 187H78V188H76V190L77 189H79ZM174 187H175V191H176V189H177V187L174 185ZM174 187H173V189H174ZM185 187H186V185H185ZM185 187H183L184 189V191L183 192H181V189L179 190L181 193H179V192H177V194H179V196L178 195H176L175 197H173V199L175 198H177V200L180 198V197H182V195H183V193H184V195H186L187 193H185ZM17 188V187H16ZM49 188H50V186H49ZM61 188V187H60ZM59 188V189H60ZM70 188V189H71ZM131 188V187H130ZM169 188H167V189H169ZM214 188V189H213ZM257 188V189H258ZM21 189H23V188H21ZM23 189V190H24ZM55 189L53 190L52 188L50 189V190H52V195L53 196H57V195H55L56 193H53L54 191H55ZM62 189H64V187H62ZM116 189V190H117ZM132 189L134 190V187L132 186ZM159 189H160V187H159ZM172 188L171 189H169L168 190V194L170 193V195L172 194H176L175 192H173V193H171V191L173 190ZM65 190V192L64 193H67L66 194V198L65 199H67L68 198V196H71V193H73L74 191L72 190V192H69L66 188L64 189ZM80 191L82 190V187H81V189H79ZM105 192H104V191ZM128 190H130V189H128ZM133 190L132 191H130L131 193L133 192ZM223 190H224V192L226 191V193H224L223 192ZM252 190V191H253ZM5 191V192H6ZM10 191V192H11ZM43 191V192H42ZM58 191H63V190H58ZM57 190H56V192H58ZM79 191V192H80ZM82 191H84V188H83V190ZM122 191V190H121ZM142 191H145V190H141V192ZM163 191H165V193H167V191L166 190H163ZM163 191H161V189L160 190H158V192H157V194H159V195H161V196H159L158 197V199L160 200V203H159V205L161 206V209L162 208H164L163 210V212H165V209H167L169 206V209H172V208H174L173 206H177L175 209L177 210V209H179V204H180V201L182 200V198L184 197H182L181 199H180V201H179V204L177 203L178 201L176 200V202H175V200H173L172 199V197L170 196V195H168V194H165ZM178 191V190H177ZM219 191H221V192H219ZM262 191H264V188H263V190ZM10 192H9V189H8V191L6 192V194H8L7 195V197L8 198H10L9 197V195H12V194H10ZM17 192H20V188H19V190L17 191ZM25 192V191H24ZM114 192V191H113ZM146 192V191H145ZM160 192V193H159ZM161 192L163 193V195L161 194ZM218 192H219V194H218ZM242 192V193H241ZM259 192V191H258ZM23 192H22V190H21V194H22ZM39 193H41L40 195H38ZM60 193V192H59ZM64 193H61V194H58V196L59 195H64ZM78 193V192H77ZM76 192H74L73 194H75L74 195V197L76 196V194H77ZM82 194H83V192H81ZM108 193V194H109ZM191 193H192V195H191ZM202 193V194H201ZM222 193H224V194H222ZM254 193H256V192H254ZM253 193V194H254ZM21 194H20V197H21ZM25 194V193H24ZM37 194V195H36ZM84 194V195H85ZM102 194V193H101ZM107 194V195H108ZM109 194V195H110ZM145 194V193H144ZM180 194H181V196H180ZM259 194V193H258ZM260 194H261V192H260ZM14 195V194H13ZM34 195H32L30 198H33L34 200L35 199H37L36 197L34 198ZM78 195V194H77ZM104 195V194H103ZM103 195H100V197L98 198V203H100L99 205L98 204H96L95 203V205L93 206L95 209H96V205H97V207L99 208V209H96V210H94V212H95V214L97 213V212H99L100 214L104 211V210H100V206H101V200H100V198H101V196H103ZM106 194H105V196H103V197H110L109 195L107 196ZM116 195H117V193H115V196H113L112 195V197L114 198V197H116ZM119 195V194H118ZM135 194H132V196L133 197H135L134 196ZM164 195L166 196V195H168V196H170V199H169V197H167L166 196V198H168L169 200H171L172 202H174V205L171 207V204L170 205H167L168 207H164L163 205H165V204H163V203H161L162 201L161 200H163V202H164V200H165V197H164ZM199 195V194H198ZM221 195H224V196H222L221 197ZM249 195H251V196H249ZM1 196V195H0ZM14 196H16V193H15V195ZM29 196H24L25 198H28ZM46 196H50L51 197V194L49 195V193L48 194H46L45 193V195L44 196H42V199H43V201L41 200V202H43L44 204L42 205V203H38L36 200L34 201V202H36V204L38 203V204H41L42 205V207H37V206H40V205H36V207H37V210H35V211H33L32 212V214H33V216L34 217H36L35 218V221L37 220V223L36 222H34V217L33 218H30L31 220H32V223L33 224H35L36 226H35V228H37L38 230H41V232H42V234L44 235V236H50V234L51 235H58V234H62L63 235V233L65 234V227H66V225H64V224H69V225H71V229H73V228H76V229H73V232H72V239L70 238V241H68V244L69 243H73L76 239H78L77 237H79V232H81L82 231V229L83 228H86V225L85 224H89V222H90V220H91V218H92V211H90V213H88V208L86 209V211H87V213L88 214H86V211L84 212V214L83 215H87L86 217L85 216H83V222H84V224H83V222L80 220V218L77 220V219H75L74 218V215H73V213L75 214V217H76V212H75V210H77V208H75V205L77 204V203H75V205L73 206V208H75V210L73 211V208H72V200H70V204H69V202H67L66 200H64V201H66L68 204H66L67 205V207H68V205H69V207H68V211H69V208H70V212H66V210H67V207H65V205H64V207H65V210L63 209V210H61V207H63V203L65 204L66 202H61V200L62 199H64V198H62V196H61V198L59 199V203L61 204H59V203H57V205L59 204V207H57V206H55L54 205V203L55 202H53L52 204L49 202V201H53V200H55L53 197H51V198H53V200H48L47 198L48 197H46ZM65 196V195H64ZM120 196V195H119ZM122 196V195H121ZM140 196L141 197H144L141 201H143V202H147V200H145V195L143 196V194H141L140 193ZM174 196V195H173ZM255 196H256V194H255ZM263 196V195H262ZM262 196H259L258 197V195H257V197L258 198H260V197H262ZM17 197H19V194L15 197V198H17ZM49 197V198H50ZM82 197V196H81ZM131 197V196H130ZM133 197H131L130 198V200H132V199H134ZM186 196H185V198H183V200H185L186 198H187ZM194 197V196H193ZM194 197V198H195ZM247 197V198H248ZM4 198V197H3ZM12 198H13V196H12ZM11 198V199H12ZM48 200V201H46V199ZM72 198H73V196H72ZM85 198V197H84ZM84 198H82V199H84ZM111 198V197H110ZM113 198H111L110 199V201L113 199ZM117 198V200H119V199H121V197H116ZM116 198H114V199H116ZM119 198V199H118ZM126 198H128V197H126ZM162 198V199H161ZM210 198V203H209V199ZM216 198V199H215ZM263 198V197H262ZM11 199H9L10 201H11ZM70 199V197L67 199V200H69ZM76 199H77V197H76ZM76 199H74L76 202H78ZM79 199V198H78ZM147 199H148V197H147ZM167 199V200H168ZM188 199H187V201H188ZM243 200H244V198H242ZM242 199H240V200H242ZM256 198H254V201H256L255 200ZM1 200H2V198H1ZM4 200H5V198H4ZM17 200V199H16ZM24 200H26V199H24ZM29 200H32V199H29ZM28 199L26 200V202L28 201V202H31V201H29ZM58 200V199H57ZM56 200V201H57ZM85 200V199H84ZM108 200H109V198H108ZM111 201V204H112V202H113V204L114 203H116V202H118V201ZM168 200V201H169ZM206 200V201H205ZM240 200H238V202H237V204H238V207H237V204H236V207L233 205V206H231L232 207V209L234 208H236L235 210L233 209H231V207L230 208H228V211H229V213L231 212V210L232 211H235V212H233V213H236V210H239L238 208H239V203H240ZM245 202H247L248 200H249V198H248V200L245 198ZM7 201H8V199H7ZM15 201V200H14ZM22 201V200H21ZM39 202H40V200H38ZM45 201H46V203H45ZM79 201H80V199H79ZM95 201V202H94ZM110 201H108L109 203H110ZM128 201V200H127ZM127 201H123V202H126V203H129V204H131V205H133L134 206V204H133V201H131V202H127ZM170 201V202H171ZM186 201V202H187ZM194 201V202H195ZM252 201V200H251ZM253 201V202H254ZM263 201H264V199H262V201L260 200V201H257V204H261V203H263ZM1 202H3V201H1ZM5 202H6V200H5ZM19 202H20V200H19ZM19 202H17V205L20 207L19 208V210H21V209H23V210H27V209H29L30 210V207L29 206H31V205H33V202L32 203H28V205L25 203V201H24V203H25V206H28L29 208H27V209H25V208H23L22 206L24 205V204H22L23 203V201L22 202H20L21 203V205L22 206H20L18 203ZM49 202V204L47 205V207L45 206V204H47ZM84 202V201H83ZM85 202H87V204H90V203H88V201H86L85 200ZM84 202V203H85ZM122 202V200H119V203H121ZM145 202V203H146ZM159 202V201H158ZM165 202H166V200H165ZM186 202H184V204L186 203ZM235 202V203H234ZM8 203V202H7ZM13 203V202H12ZM73 203H74V201H73ZM82 202H80V204H81ZM135 203V202H134ZM140 204H141V202H139ZM175 203H177V204H175ZM181 203H183V201L181 202ZM189 203V202H188ZM187 203V204H188ZM190 203H193V202H190ZM233 203V204H232ZM248 203H251V202H248ZM11 202H9V206H10V208H11V210H12V207H11V205H13V204H11ZM31 204V205H30ZM83 204V203H82ZM92 204V203H91ZM116 204H118V203H116ZM136 204V203H135ZM167 204H168V202H167ZM194 205H195V208L197 207L196 206V203H193ZM193 204L192 205H190V208L191 207H194L193 206ZM247 204V203H246ZM254 204V203H253ZM255 204H256V202H255ZM255 205V208H256V206H258V205ZM4 205H6V204H4ZM16 205V202H15V206H17ZM34 205H35V203H34ZM33 205V206H34ZM71 205V206H70ZM79 205V204H78ZM77 205V206H78ZM125 204L123 203V206H124ZM127 205V204H126ZM158 205V206H159ZM182 205V204H181ZM180 205V206H181ZM197 205H198V203H197ZM198 205V206H199ZM221 205V206H220ZM241 205H242V203H241ZM250 205V204H249ZM24 206V207H25ZM33 206H31V208L33 207ZM43 206H45L46 207V209H45V211H43L44 210V208H43ZM55 206V207H54ZM61 206V207H60ZM76 206V207H77ZM84 206H86V207H89V205H85L84 204ZM128 206H130V205H128ZM187 206V205H186ZM220 206V207H219ZM245 206V205H244ZM252 206H254V205H252ZM251 206V207H252ZM4 207V206H3ZM35 207V206H34ZM85 207V208H86ZM182 207V206H181ZM189 207V206H188ZM209 207V208H210ZM219 207V208H218ZM259 208H257L258 210L259 209H261V207H264V205H259L258 206ZM7 208L8 209H10L8 206H7ZM7 208H4V210L5 209H7ZM16 208H18V207H16ZM38 208H39V210H38ZM43 209L42 210V212H40L41 210L40 209ZM80 208H81V206H80ZM102 208V207H101ZM129 208H131V207H129ZM194 208V209H195ZM201 208H200V210H201ZM241 208V207H240ZM254 208V207H253ZM252 208V209H253ZM34 209H36V208H34ZM79 209V208H78ZM82 209H83V206H82ZM104 209V208H103ZM125 209V208H124ZM127 209H128V207H127ZM132 209V208H131ZM192 209V208H191ZM199 209V208H198ZM211 209V208H210ZM210 209H207V211H206V213H208V211H210ZM229 209H231V210H229ZM244 209V208H243ZM251 209V210H252ZM262 209H264V208H262ZM14 211H16V213H17V210L18 209H13ZM19 210H18V212H19ZM22 210V211H23ZM26 211V212H30V211ZM98 210V211H97ZM130 210V209H129ZM173 210V209H172ZM188 210V209H187ZM219 210H217V212H216V214L219 212ZM245 210V209H244ZM256 210V209H255ZM258 210H256V212L255 213H253L254 212V210H252V211H250L251 212V214H256L255 216H257V214H258V216L261 214V212H259L258 213ZM13 211V213H12V216L11 217H13V215H14V217H15V212ZM64 212L65 214H63L64 216H65V218L63 217V216H59V213H61V212ZM71 211H73V213L71 212ZM78 211V210H77ZM97 211V212H96ZM138 211H140V210H138ZM167 211V214H165V215H168V212L170 211V210H166ZM188 211H190V210H188ZM221 211V213H223ZM246 211V210H245ZM262 211V210H261ZM10 212V211H9ZM12 212V211H11ZM10 212V213H11ZM25 212V211H24ZM24 212H22V213H24ZM62 212V213H63ZM129 212V211H128ZM136 212V211H135ZM174 212V211H173ZM187 212V211H186ZM191 212V211H190ZM197 212H200V211H196V212H191V213H197ZM211 213L210 214H212V211H210ZM239 213L241 212V211H238ZM237 212V213H238ZM247 212V211H246ZM262 212H264V210L262 211ZM9 213V214H10ZM22 213L20 212L19 214L17 213V215H22ZM31 213V212H30ZM61 213V214H62ZM78 213H79V215L81 216V213L78 211ZM99 213H97L98 215H99ZM127 213V212H126ZM171 213V212H170ZM178 213V215L179 214H182L181 212L179 213V212H177ZM176 213V214H177ZM220 213V214H221ZM229 213H228V215H229ZM239 213H238V215H239ZM248 213V212H247ZM128 214V213H127ZM127 214H125V215H127ZM137 214V213H136ZM140 214V213H139ZM176 214H174L173 216H176ZM226 214H224V215H226ZM244 214V216H245V214L246 213H240V215H243ZM250 214V216H252ZM263 215H264V213H262ZM27 214L25 213V215H22V216H26ZM29 215H31V214H28L27 216H29ZM78 215V214H77ZM78 215V216H79ZM97 215V216H98ZM103 215V214H102ZM171 215H172V213H171ZM203 215V214H202ZM201 215V213H200V216H202ZM219 215V213L217 214V216ZM249 215V214H248ZM247 215V216H248ZM79 216V217H80ZM96 216V215H95ZM96 216V217H97ZM100 216V215H99ZM128 216V215H127ZM138 217H140L141 216V214L140 215H137ZM181 215H179V216H176V218L177 217H180ZM216 216V217H217ZM233 216V215H232ZM235 216H237V215H235ZM234 216V217H235ZM243 216V217H244ZM17 217V216H16ZM63 217V218H62ZM126 217V216H125ZM166 217V216H165ZM165 217H164V219H165ZM197 217H199V213H197ZM216 217H214L215 219H216ZM230 217V216H229ZM249 217V216H248ZM253 217V216H252ZM261 217V216H260ZM10 218V217H9ZM23 218V217H22ZM26 218V217H25ZM77 218V217H76ZM101 218V217H100ZM170 218H172L173 219V217H170ZM169 218V219H170ZM175 217H174V219H176ZM221 218V217H220ZM224 218H226V219H228V217H226V216H224ZM231 218V217H230ZM236 218V217H235ZM14 219V218H13ZM17 219H18V217H17ZM16 219V220H17ZM29 219V220H30ZM61 219H63V220H61ZM98 219V218H97ZM163 219V220H164ZM172 219H171V221L169 220V221H167V223H169V225H170V222H175V220L174 221H172ZM182 219H183V217H182ZM181 219V217H180V220H182ZM197 219V218H196ZM238 219V218H237ZM243 219V221H244V218H242ZM246 219V218H245ZM260 219H263V217L262 218H260ZM11 220V218L9 219V221ZM15 220V219H14ZM13 220V221H14ZM19 220V219H18ZM22 220V219H21ZM25 220V219H24ZM23 220V221H24ZM77 220V221H76ZM81 221L82 222V224L81 225H85L84 227L82 226V228L80 229V228H78V221ZM167 220H168V218H167ZM177 220L179 221V219L177 218ZM177 220H176V222H177ZM184 220H185V218H184ZM229 220V219H228ZM235 220V219H234ZM241 220V219H240ZM127 221V220H126ZM136 221V220H135ZM192 221V219L190 220V222ZM193 221H194V219H193ZM192 221V222H193ZM208 221V220H207ZM211 221V220H210ZM214 221V220H213ZM222 221V220H221ZM220 221V222H221ZM224 221V220H223ZM242 221V220H241ZM242 221V223L241 224H244V225H246L247 227L250 225V223L248 224V222H247V224H246V222L244 223ZM247 221V220H246ZM11 222V221H10ZM14 222H16V221H14ZM165 222V221H164ZM176 222H175V224H176ZM181 222V221H180ZM179 222V223H180ZM186 222H188V221H186ZM186 222H184V224H183V226L181 227L180 226V228H183L184 226H185V228L188 226L187 224H190V222H188L186 225H185V223ZM202 222V221H201ZM217 222H219V221H217ZM212 223V225H216L215 226V228L214 227H210V229L212 228V230H213V228L216 230H214L215 232H217V230H218V232L219 231H221L220 233H221V235L223 234V231L226 229V227L224 228V226H225V224L223 225V223H225V222H221V224H222V226H223V228H224V230L222 231V226L220 225V223L218 224V223ZM226 222H228V221H226ZM230 222H232V221H230ZM259 222V221H258ZM260 222H261V220H260ZM259 222V223H260ZM59 223H61V224H63L64 225V232L63 231H61V230H59L60 229V226H59ZM77 225H76V224ZM139 223V222H138ZM166 223V222H165ZM172 223V225H170L171 227H173L174 228V224ZM207 222H204V225L203 226H205L204 228H206V224ZM208 223H209V221H208ZM254 223H256L255 221H254ZM263 223V222H262ZM262 223H260V224H262ZM19 224V226H21L20 225V223H18ZM24 224V223H23ZM32 224V225H33ZM73 224H75V225H73ZM203 224V223H202ZM201 224V225H202ZM211 224V223H210ZM234 224V223H233ZM240 224V225H241ZM264 224V223H263ZM16 225V224H15ZM62 225V226H63ZM69 225L67 226V227H69ZM126 225V224H125ZM136 225V224H135ZM174 225V226H173ZM176 225H178V223L176 224ZM194 225H195V222H194ZM220 225V226H219ZM228 225V224H227ZM251 225H252V222H251ZM256 225V224H255ZM254 225V226H255ZM72 226H76V227H72ZM203 226H200V225H198V228H202V230L204 229L203 228ZM231 226H233V225H231ZM236 226H237V224H236ZM66 227V228H67ZM135 227H137L138 228V225H136ZM134 227V228H135ZM193 227V226H192ZM220 229H218V228ZM230 227V225H228V228ZM244 227V226H243ZM264 226H261V228H263ZM19 228V227H18ZM34 228V230L37 232V230ZM125 228V227H124ZM123 228V229H124ZM177 228V227H176ZM184 228V229H185ZM217 228V229H216ZM227 228V229H228ZM235 228H239L240 229V227L238 226V227H235V225H234V227H233V229H235ZM250 228H252L251 226H250ZM81 230V231H78V230ZM98 229V228H97ZM136 229V228H135ZM165 229V228H164ZM178 229V228H177ZM196 230H197V227L195 228ZM208 229V228H207ZM206 229V230H207ZM209 229V230H210ZM230 229H231V232H230V230L228 231V233H226L225 231V233H226V236L228 235L229 237V240H226L225 241V239H226V237H225V239L224 238H222L221 237V235L219 236V235H216V234H218V233H215V235L216 236H218V237H221V238H219L218 240H220L221 242H219L218 241V243L217 242H215L216 241V239L218 238V237H216V236H212L211 235V231L212 230H210V233L208 232V231H206V230H204L207 234L209 233V235L211 236V238H210V236L209 235H207L210 239H212V237L214 238V237H216V239H215V241H214V244H210L211 245V249H210V245H209V247H207V248H209V250H207L205 247L206 246H208V245H206V243L208 242V241H206V240H209V242H211V240L210 239H208V237H206V236H203V238H205V240L203 241V243H201V246H200V244H199V242H198V246L199 247H197V243H196V249H199V251L201 252L202 251V249H204L205 250V253H207V252H209L210 250V253H213V250H214V252L215 253H220V254H218V255H208L209 253H207V254H205V253H202L201 252V256L203 255L204 257L205 256H207L206 258H205V260H204V258H203V264H246L247 263V260L248 259H245L244 258V252H245V254H246V252L248 253L249 252V250L247 249L248 247H247V244L246 243H244V244H242L241 242H244L243 241V238H245V236L243 237V235H245V234H243L242 232H243V230H242V232H240L239 231V229H238V231H239V233L237 232L235 235V237H234V235L233 236H231L232 234H233V229L230 227ZM249 229V228H248ZM19 230V229H18ZM90 230H91V228H89V234H90ZM181 230V229H180ZM180 230H179V232H180ZM250 230H252V229H250ZM257 230H259V228L257 229ZM22 231H23V229H22ZM61 231V232H60ZM167 231V230H166ZM176 231V230H175ZM181 231H183V232H185L184 230H181ZM199 231H201V230H198L197 232L196 231H194L195 233H196V235H198V233L201 235L202 233V231L201 232H199ZM214 231H212V232H214ZM235 231H237L236 229H235ZM245 231V230H244ZM254 231V230H253ZM255 231H256V228H255ZM254 231V232H255ZM27 232V231H26ZM36 232H32V234L34 233H36ZM40 232V233H41ZM60 232V233H59ZM63 232V233H62ZM169 232V231H168ZM167 232V234L169 235L170 233H168ZM190 232V231H189ZM194 232H193V239L196 237L195 235H194ZM204 232V233H205ZM18 233V232H17ZM21 233H23V232H21ZM30 233V232H29ZM38 233V232H37ZM37 233H36V235H37ZM97 233V232H96ZM126 233V232H125ZM176 233V232H175ZM174 233V234H175ZM224 233V234H225ZM229 233H232L231 235H229ZM242 233V234H241ZM246 233V232H245ZM252 233V232H251ZM250 233V234H251ZM28 234V233H27ZM39 234V233H38ZM163 234H165L164 233V231H163ZM181 234V233H180ZM191 234H188V235H190V236H192ZM213 234V233H212ZM249 234V233H248ZM43 235H41V236H43ZM111 235V238L112 239H114V241H120L119 239H117V236H114V234H110ZM167 235V236H168ZM206 235V234H205ZM214 235V234H213ZM252 235V234H251ZM250 235V236H251ZM254 235H255V233H254ZM25 236V235H24ZM27 236H29V234L27 235ZM25 237V238H28V237ZM59 236V235H58ZM166 236V235H165ZM166 236V237H167ZM182 236V235H181ZM186 236V235H185ZM195 236V237H194ZM264 236V235H263ZM7 237L8 236H6L5 237V239L7 240ZM15 237H17V236H15ZM36 237V236H35ZM169 237H170V235H169ZM169 237H167V239L165 238V241L167 240L168 241V239H169ZM232 237V239H230ZM8 238H11L10 236L8 237ZM13 238H14V236H13ZM11 238L13 241H11V239H9L10 241H5V239L2 241L4 244H5V249H6V251H7V253L9 254V256H22V254L21 255H19L18 253L20 252V250L22 249V248H20L19 246L21 245H19V246H17L15 243L17 242V240H16V238ZM24 238V239H25ZM163 238H164V236H163ZM172 238V240H173V238L174 237H171ZM227 238V239H228ZM233 238H235V239H233ZM248 238H249V236H248ZM190 239V241H191V237L189 238ZM189 239H188V241H189ZM193 239H192V241H193ZM222 239V240H221ZM224 239V240H223ZM172 240H169V241H172ZM197 240V238L195 239V241ZM231 240H233V241H236V242H240L241 240V242H240V244H237L235 247H236V250L237 251H235L233 248H235L234 246H233V248L231 247L232 246V242L233 241H231ZM15 241V242H14ZM165 241H164V243H165ZM166 241V242H167ZM191 241V242H192ZM212 241H213V239H212ZM8 242H10V243H8ZM19 242V241H18ZM22 242V239H21V241L19 242V243H21ZM23 242H24V240H23ZM81 242H79V244H80ZM169 243V242H168ZM168 243H167V245H168ZM193 243V242H192ZM205 243V244H204ZM211 243H213V242H211ZM190 244V243H189ZM193 244H195V242L193 243ZM205 245L204 247L202 246V245ZM207 244H209V243H207ZM230 244H231V246H230ZM235 244V243H234ZM233 244V245H234ZM241 244H242V246H244V247H242L241 246ZM166 245V246H167ZM177 245H179V244H177ZM192 245V244H191ZM212 245H213V247H212ZM239 245V246H238ZM77 246V245H76ZM169 246V245H168ZM180 246H183V245H180ZM229 246V247H228ZM241 246V247H240ZM175 247H176V245H175ZM179 246H177L175 249H173V250H176L177 249V252L179 253V250H180V252H181V248H178ZM200 247L202 248L201 250H200ZM231 247V248H230ZM242 248L241 249V251H240V248ZM74 248H75V246H74ZM164 248V247H163ZM167 247H165V249H166ZM183 249L185 248V247H182ZM213 248V249H212ZM218 248V250H216V251H218V252H216L215 251V249H217ZM245 248V251L243 250ZM86 249V248H85ZM183 249H182V251H183ZM186 249H188V247L186 248ZM189 249H190V252L189 251H187L188 253H189V255L190 254H192L191 253V248L189 247ZM172 250V249H171ZM247 250V251H246ZM165 251V250H164ZM186 250L184 249V252H185ZM196 251V250H195ZM244 251V252H243ZM84 252H85V250H84ZM84 252H83V249L80 247V245L79 246H77L76 247V249L75 250H73V251H69V252H67V254H66V258H65V262L67 263V264H72L78 257H81V255H83L84 254ZM176 252V251H175ZM176 252V253H177ZM193 252V251H192ZM198 251H196V253H197ZM199 252V253H200ZM88 253V252H87ZM167 253H169V252H167ZM187 253V254H188ZM198 253V254H199ZM250 253V255L252 256V258L253 257H256L257 255H252V252L250 251L249 252ZM248 253V254H249ZM255 252H253V254H254ZM172 254H175L174 252L172 253L171 252V254H170V256L172 255ZM182 254V257L183 256H185L184 254H183V252H181L179 255H181ZM185 254H186V252H185ZM186 254V255H187ZM194 254V253H193ZM192 254V255H193ZM248 254L245 256V257H247L248 256ZM256 254H258V256L259 257H261L260 256V254H259V252L258 253H256ZM160 255V254H159ZM175 255H178V254H175ZM188 255V257H190V256H192V255H190L189 256ZM201 256H198V257H200L201 258ZM212 256V257H211ZM250 256V257H251ZM84 257V256H83ZM159 257V256H158ZM168 257H169V255H168ZM178 257H180V256H178ZM177 257V258H178ZM186 257V256H185ZM185 257H183V258H185ZM193 257H194V255H193ZM191 258V260H193L194 258ZM198 257H196L197 258V260H198ZM217 257H219V259L217 258ZM249 257V256H248ZM247 257V258H248ZM249 257V258H250ZM21 258V257H20ZM129 258V257H128ZM157 258V257H156ZM160 258V257H159ZM172 258V257H171ZM170 258V260L169 261H173V260H175L176 261V256L174 257V258H176V259H171ZM181 258V257H180ZM252 258H250V260H252ZM256 258H258V257H256ZM256 258H254V261H255V264H256V262H259V263H261L262 262V257L261 258H258V259H260L261 260V262H260V260H257ZM167 259V258H166ZM186 259V258H185ZM190 259V258H189ZM168 260V259H167ZM181 260H183L182 258L181 259H178V261L180 262ZM250 260H248V263L247 264H249V262L251 263L252 261H250ZM177 261V262H178ZM184 261V260H183ZM185 261H189L190 262V260H185ZM199 261V260H198ZM198 261H192L193 263L192 264H196L195 262H197L198 263ZM163 262L166 264V262L164 261V259H163ZM168 262V261H167ZM171 262H169L168 264H170ZM176 262V263H177ZM202 262V261H201ZM200 262V263H201ZM263 262H264V260H263ZM262 262V263H263ZM175 263V264H176ZM183 262L181 261V264H182ZM254 263V262H253ZM147 264V263H146ZM174 264V263H173ZM177 264H179V263H177ZM183 264H185V263H183ZM199 264V263H198ZM252 264V263H251ZM258 264V263H257Z\"/></svg>",
    "mask_w": 264,
    "mask_h": 264
},
{
    "label": "rangeland",
    "instance_id": "rangeland-1",
    "mask_svg": "<svg viewBox=\"0 0 264 264\" xmlns=\"http://www.w3.org/2000/svg\"><path fill=\"white\" fill-rule=\"evenodd\" d=\"M2 1H5V2L3 3V6H2V8H1V10H0V18H1V15H3L5 12L7 13L8 10L11 9V10H14V12H15V10H16L17 12L14 14V17L17 18V19H21V18H23V17H26L24 20H26V21H25V22H26L25 25H27V26H28V25L31 26V22L33 23L32 26L34 25V23L38 22V23L40 24L39 27H40L41 29H42V28H44V29H45V28H53V27H54V28H59V30L61 29V31H65V32L70 33L71 35L69 36V38H71V40H74V41H77V40H78L77 38L80 36L81 33H83V34H84V37H82V36H83V35H82L80 38H84V39H86V41H88V44L86 43V41H83V43L85 42L84 45H87V46H88V45H92V47L89 46L90 48H84V49H88V51H89V49H91V48L94 49V48H95L93 51L95 52V56H96V57H97L96 52L99 51V49H98V50L96 49L97 44H98L99 48L102 47L101 50L103 49L102 51H104V47H103V46H104V43L107 44V41H108V40H107L106 37H103L104 35H103L102 32H103L104 30H103L102 27H103V22H104V20H103L104 18H103V17H104V15L106 14V12L108 11V6H109V5H108V0H102V14H101V19H100L99 23H98L97 25H95L94 27H92V28H91V27H90V28H89V27H84V26H82V25H78V24H76V23H74V22H71V21L65 20V19H63V18H61V17H59V16H57V15L51 13V12H49V11H47V10H45V9H43V8H41V7H39V6H35V5L30 4V3H27V2H25L24 0H10V6H9V7H8V5H9L8 2H9V0H0V5H1ZM11 4H12V5H11ZM14 5H15V6H18L17 9H19V10H17L16 7H15ZM13 6H14V7H13ZM132 7H133V6H132ZM135 7H137V6H134V7H133V9H134L135 11H136L137 8H138V9H137L136 13L133 14L134 16H135L138 12H140L141 10H143V8L137 7V8L135 9ZM130 8H131V5H130V7H129V9H128V10H130V12H131V11H132V8H131V9H130ZM6 9H7V11H6ZM139 9H141V10L139 11ZM18 11H19L20 13H19ZM143 11H145V10H143ZM133 12H134V11H133ZM6 13H5V14H6ZM17 13H18V15H17ZM141 13H142V11H141ZM141 13H140V14H141ZM147 13H148V11H146L145 13L143 12V14L141 15L142 18H143L142 21H140V19H141L140 17H141V16H140V15H137V16H139V21L141 22V23H139V25H138V26H140V27H135V26H133V28H136V29L138 28L137 30H139V28H140V32H141V30H142L141 33H140V32H136L137 34H139V39H138V42H139V43H140L141 40L143 39V36L147 35V34H146V31H147V33H149V30H150L153 26L155 27V24L151 27V24L149 25L150 22L148 21V23H147V20H148L149 17H150V16L147 15ZM19 14H20V15H19ZM39 14H40V15H39ZM41 15H42V16H41ZM145 15H147V18L145 17ZM18 16H19V17H18ZM20 16H21V18H20ZM137 16L135 17V19L138 18ZM40 17H41V18H40ZM144 17H145V18H144ZM28 18H29L30 20H29ZM132 18H134V17L132 16ZM27 19H28V20H27ZM153 19H155V18H153ZM33 20H34V21H33ZM132 20H133V19H132ZM137 20H138V19H137ZM137 20H133V21H134V22L136 21V24H137V23L139 22V21L137 22ZM144 20H145L146 23L143 22ZM150 20H151V17H150ZM28 21H29V22H28ZM130 21H131V20H130ZM130 21L128 22L129 25L131 24ZM154 21H156V20H154ZM154 21H153V23H154ZM163 21H164V19H163ZM142 22H143L144 24H143ZM160 22H161V21H160ZM19 23H20V22H19ZM28 23H29V24H28ZM163 23H164V22H163ZM140 24H141V25H140ZM142 24L145 25L146 27L142 26ZM147 24H148V27H147ZM156 24H157V23H156ZM161 24H162V22H161ZM164 24H165V23H164ZM164 24H163V26H164ZM104 25H105V22H104ZM127 25H128V24H126V26H127ZM129 25H128V26H129ZM132 25H133V24H131L130 26H132ZM101 26H102V27H101ZM128 26H127V27H128ZM130 26H129V27H130ZM136 26H137V25H136ZM160 26H161V25H160ZM7 27H8V26H7ZM62 27H64V28H62ZM129 27H128V28H129ZM1 28H2V29H1ZM124 28H125V27L123 26V30H124ZM128 28H126V30H125V32H127V34H128V30H127ZM130 28H131L130 31H131V30H133L134 32L136 31L135 29H132V27H130ZM141 28H142V29H141ZM145 28H146V30H144ZM147 29H148V30H147ZM0 30H1V31H0V32H1V33H0V39H1V41H0V45H1V43H4V42H5V44H8V46H9V44H10V45H12V44H16V41H19V42H20V40H22V37H21V36H20L21 38H18V35H16L17 37L14 35L15 32L12 34V31H13V30L10 31V30H8V29L6 30V28H5V30H6V32H5L4 28L1 26V23H0ZM2 31H3V32H2ZM7 31H9V32H7ZM143 31H144V32H143ZM10 32H11V33H10ZM71 32H72V33H71ZM79 32H80V34H79ZM134 32L132 33V31H131V33L128 34V35H129V38L125 37V38H127V40H128V39L130 40V37L132 36L131 38H132L133 40H131V41L128 40V42H127L126 44H129V42H130V44H131L132 46L134 45L133 48L129 45L130 48L133 49V50H135L134 48H136L135 53H133L134 51H131L132 54H130V53H129L130 55L128 54V57H127V58H129V60L131 59V57H132V60H133V56L136 57V54H138L137 52H139V50H140V49L137 50V47H138L139 45H138V46L136 45V44H138V42H137V38H136V40H134V38L137 37L138 35H137V36H134V35H136ZM68 33H66V35H69ZM76 33H78L79 36H78ZM142 33H144L145 35H144V34L142 35ZM1 34H2V35H1ZM4 34H5V35H4ZM15 34H16V33H15ZM74 34H76L77 36L74 35ZM130 34H131V35H130ZM133 34H134V35H133ZM10 35H11L12 37H10ZM13 35H14L15 37H13ZM57 35H58V34H57ZM140 35H141V36H140ZM71 36H72V37H71ZM75 36H76L77 38H76ZM1 37H2L3 39H2ZM4 37H5L7 40H5ZM140 37H141L142 39H141ZM198 37H199V38H198ZM203 37H204V36H203ZM203 37H202V35H201V38H202V39H201V38H200V34H199V36H197V40H196V39H195L196 41L193 40V42H194V41L197 42V43H196L197 46L194 45V46H195V51H196V47H197V50H201V49H198V47L200 48L203 44H205V43H201V42H203V41H202V40L204 39ZM11 38H12V39H11ZM17 38H18V40H15V39H17ZM94 38H95V39H94ZM96 38H97V39H96ZM104 38H105L107 41H106V40L103 41V46H102L101 43H102V40H103ZM169 38L171 39V37H169ZM39 39H41V38L38 36V40H39ZM76 39H77V40H76ZM93 39H94V40H93ZM10 40H12V41H10ZM13 40H14V41H13ZM36 40H37V39H36ZM38 40H37V41H38ZM42 40H43V41H42ZM53 40H54V39H53ZM96 40H97V44H96V46L94 47L93 45L96 43ZM163 40H164V39H163ZM3 41H4V42H3ZM6 41H7V42H6ZM41 41H42V42H41ZM49 41H51V40H49ZM89 41H90V42H89ZM98 41H99V42H98ZM100 41H101V42H100ZM125 41H126V40H125ZM134 41L137 42V43H135ZM165 41H166V42H165V43L163 42V44H165V45L170 44V46H168V47H169V48L172 47V43H171V42H170V43H167L168 41H170L169 39H168V40L165 39ZM13 42H14V43H13ZM39 42H41L42 44H43V43L45 44V40H44V39H41ZM39 42H38V43H39ZM47 42H48V41H47ZM108 42H109V44H110V41H108ZM113 42H114V41H113ZM174 42H175V41H174ZM174 42H173V44H174ZM195 42H194V43H195ZM199 42L201 43V46H198V43H199ZM204 42H206V41H204ZM53 43H54V41H53ZM166 43H167V44H166ZM176 43H177V42H175V44H174L175 47H174V45H173V48H174V49H176V48L178 49V47H176V46H178V44L181 45V46H185L186 50H187L188 47H190V46L193 47V46H192L193 43H192L191 41H189V42H186V41H185V42H179V43H177V44H176ZM5 44H4V46H6ZM17 44H18V42H17ZM81 44H82V43H81ZM81 44H79V45H81ZM106 44H105V45H106ZM111 44H112V43H111ZM126 44H125V45H126ZM184 44H186V45H184ZM187 44H188V46H187ZM84 45L82 44L81 46L83 47ZM165 45H163V47H167V46H165ZM189 45H190V46H189ZM205 45H206V44H205ZM8 46H7V48H8ZM81 46H80V47H81ZM106 46H107V45H106ZM135 46H136V47H135ZM186 46H187V47H186ZM207 46H208V44H207ZM2 47H3V46H2ZM82 47H81V48H82ZM93 47H94V48H93ZM168 47H167V48H163V51H164V49H165V50H168V52H169V50H170L171 48L168 49ZM0 48H1V46H0ZM4 48H5V47H3L2 49H0L1 52H3L2 50H4V51L6 50V51H7V48H5V49H4ZM9 48H10V46H9ZM9 48H8V49H9ZM81 48H79V49H81ZM105 48L108 49L107 47H105ZM201 48H205V46L203 45ZM84 49L82 48V50H84ZM131 49H130V50H131ZM174 49L170 50V55H171V52H172ZM193 49H194V48H193ZM96 50H97V51H96ZM101 50H100V51H101ZM189 50H190V51H189ZM90 51H91V50H90ZM102 51H101V52H102ZM105 51H106V50H105ZM128 51H129V48H128ZM191 51H192V53L195 52L194 50L188 49V50L186 51V53H185V50H184V51H183L184 54L182 53V55H181L182 57L180 56V57L178 58L179 60H178L177 58H175L174 55H175V54L177 55V53L174 52L175 54H172V55H171V57H172L171 60H170V58H169L170 56H168V58H169L168 61L166 60L167 58H165V60L167 61V65L164 64V63H166L165 60H163L164 62H162V58H160V61H161V62L159 61V63H160V64L163 63L162 65H163L164 67L169 65V66H172V67H175V66H176L175 68H177V66H179V68H182V67L184 66L185 69H186V68H188V67L185 66L184 63H181V61L183 60L184 56L186 55V57H187V54L189 55V52L191 53ZM78 52H79V55H80L81 57L84 56V59H86V58H85L86 56L84 55L86 52H83V51H82L83 55L80 54V53H81L80 50H79ZM94 52H93V54H94ZM165 52H167V51H165ZM165 52H163V54H164ZM181 52H182V51H181ZM181 52H179V55H180ZM196 52H197V51H196ZM198 52H199V51H198ZM87 53H88V52H87ZM97 53H98V52H97ZM172 53H173V52H172ZM98 54H99V53H98ZM133 54H135V55H133ZM166 54H167V53H166ZM166 54H165V56L167 57V55H168L169 53H168L167 55H166ZM74 55H75V54H74ZM131 55H132V56H131ZM179 55H177V56H179ZM190 55H191V54H190ZM190 55H189V56H190ZM80 56H79V57H80ZM88 56H91V53H90V55H89V54L87 55V59H86V60H90V61H88V62H91V61L93 60L92 63H94V62H95L94 60H97V59H95V58L92 57L93 55H92L91 57H88ZM130 56H131V57H130ZM165 56H164V57H165ZM135 57H134V60H133L134 62H133L132 60H130V63H131L132 65L135 64V60L137 59V57H136V58H135ZM162 57H163V56H162ZM173 57H174V58H173ZM2 58H3V57H2ZM82 58H83V57H82ZM91 58H92V59H91ZM100 58H102V57H100ZM100 58H99V59H100ZM180 58H182V60H181ZM80 59H81V58H80ZM102 59H103V58H102ZM102 59H100V61H101ZM172 59H174V60L172 61ZM175 59H176V60H175ZM184 59L188 60L189 58H188V59H187V58H184ZM82 60H83V59H82ZM82 60H81V61H82ZM86 60H83L82 63H83L84 61H86ZM177 60L180 61V64H181V65H183V64H184V65H183V66L178 65L179 62L176 63ZM186 60H185V61H186ZM102 61H103V60H102ZM102 61H101V63H103ZM136 62H137V61H136ZM169 62H171V63L173 62V64L175 63L176 65L174 66V65H172V64L169 63ZM182 62H183V61H182ZM128 63H129V62H128ZM159 63H158V64H159ZM168 63H169V64H168ZM185 63H186V62H185ZM101 66H102V64H101ZM103 66H104V65H103ZM103 66H102V67H103ZM163 66H162L161 68H164ZM180 66H181V67H180ZM104 67H105V66H104ZM104 67H103V68H104ZM159 67H160V65H157V68H158V69H159ZM161 68H160L159 70L157 69V72H158V71L161 72ZM165 68H166V67H165ZM168 68H170V67H168ZM179 68H177V70H179V73L182 74V71L184 72L185 69L183 68L184 70H182V69H179ZM166 69H167V68H166ZM172 69H173V68H171V71H172ZM189 69H192V68H189ZM163 70H164V69H163ZM163 70H162V71H163ZM168 70H169V69H168ZM175 70H176V69H174V70L172 71V73L175 72ZM193 70H194V69H192V71H193ZM192 71H191V72H192ZM201 71H202V70H201ZM201 71H200V74H201L202 76H204V75L201 73ZM104 72H106V71H104ZM104 72H103V73H104ZM160 72H158V74H160ZM166 72H167V71L165 70V72H164L165 74H164V73H163V74L161 73L162 75H161V74H160V75H161L162 77H165V80L167 81V76H168V75L166 74ZM168 72H169V71H168ZM168 72H167V73H168ZM177 72H178V71H177ZM177 72H175V73H177ZM198 72H199V71H198ZM198 72H194V73L199 74ZM169 73L172 75L171 72H169ZM169 73H168V74H169ZM175 73H173V78L171 77V79H168V80H172V79H174V78L176 77V76H174ZM184 73H187V74H186V80L184 79V78H185V76H184L185 74H184ZM184 73H183V75H182V77L184 76V77H183L184 80H181V81L176 82V83H178V84H176L174 81H173V83H172V81H171L172 84L170 83V81H169L170 84H169V83L165 84V80H164L163 78H161V80H163V81H160L159 84H158L159 86L156 85V86H155L156 89L154 88L153 91H154V90L156 91L158 88H159V91H158V90H157V91H158L159 93H162L160 90H163L164 92H165V91H168V90H167V86H169V88H168L169 90H171V89L174 90V89H175V90H174L175 93L177 92V91H176L177 89H178V92H179L180 90L183 91V90H184V89H183L184 87L181 89V88H180V87H182L181 85L186 84V81H187V83H188V82H189V79H188V78H190V77H187V76H188V73L190 74L189 71H188V72L185 71ZM197 74H193V75H192V73H191V75H189V76L194 77V78H191V79H193V80L196 78V76H197V78L199 79L200 74H199V76H198ZM156 75H157V74H156ZM165 75H166V76H165ZM171 75H170V76H171ZM158 76H159V75H158ZM156 77H157V76H156ZM159 78H160V77H159ZM169 78H170V77H169ZM176 78H177V77H176ZM197 78L195 79L196 81H197ZM201 78H203V77H201ZM180 79H181V77L178 76L177 80H180ZM191 79H190V81H191V83H192L193 80H191ZM175 80H176V79H175ZM177 80H176V81H177ZM195 80H194V82H195ZM162 82H163L164 84H163ZM167 82H168V81H167ZM184 82H185V83H184ZM174 83H175V84H174ZM189 83H190V82H189ZM161 84H162V85H161ZM170 85H171V88H170ZM178 85H180V87L177 88ZM187 85H188V84H187ZM187 85H186V87H187ZM190 85L193 86L192 84H189V86H188L189 88H185V90L188 89L187 91H189V93H190V91L192 92V91L194 90L193 87H192L193 89H191V86H190ZM194 85H195V83H194ZM172 86H173V87H172ZM183 86H185V85H183ZM157 87H158V88H157ZM164 87H165V88H164ZM194 87H195V86H194ZM122 88H123V89H122L121 91H123V93H122L121 91H119V92H117V93H119V94H120V93L125 94V96H124L123 98H125V97L128 96V97H127V98H128V101H127V98H125V99H126V103H128L131 99L135 100L136 98H138L137 101H139L140 99H142V98L139 99V97H142V96L144 95V93H143V94H142V93L139 94V92H136V91H132V92L130 93V89L127 88L126 90L129 91V92H127V91L125 90L124 87H122ZM161 88H162V89H161ZM124 90L126 91V93H124V92H125ZM148 90H150V88H149ZM148 90H147V91H148ZM40 91H41V90H40ZM40 91H39V92H40ZM151 91H152V89H151L149 92H151ZM182 91H181L180 94H182ZM36 92H38V91H36ZM36 92L34 91L35 94H33V92H31L33 95L30 94V96L34 97V96L36 95L35 97H37V94H38V96H39L40 93H39V92L36 93ZM171 92H173V91L171 90L169 93H171ZM178 92H177V93H178ZM183 92H184V91H183ZM128 93L131 94L132 96L136 97V98H134V97L131 98V96H130ZM134 93H137V94L134 95ZM154 93H155V95L153 96ZM165 93L168 94L167 92H165ZM165 93H163V94H165ZM175 93H173V94H175ZM184 93H185V92H184ZM119 94H118V96L120 97V95H122V94H120V95H119ZM145 94H146V93H145ZM148 94H149V95H152L153 98H155V96H156L158 99H159V98L161 99V95H162V94H160V95H159L160 97H159L158 94H157L156 92H153L152 94L147 93V96H149ZM156 94H157V95H156ZM166 94H165V96H166ZM171 94H172V93H171ZM173 94H172V95H173ZM27 95H29V94H27ZM86 95H88V94H86ZM138 95H139V97H137ZM141 95H142V96H141ZM169 95H170V94H168L167 97L162 96L163 98H162L161 103H162L163 101H164V102L166 101V103H168V101H167V99H168V100H169V105H168V106H170V104H172L173 107H174V104H175L176 102H173V100H172L173 98H172L171 96H170V97H171V100H170L169 97H168ZM175 95H176V94H175ZM182 95H183V94H182ZM182 95L180 96L179 94H177V96H174V95H173V97H174L175 99H176V98H179V96H180V98H182ZM184 95H185V94H184ZM30 96H29V98H32V97H30ZM90 96H91V95H90ZM26 97H27V96H26ZM26 97H24V98H26ZM85 97H87V100H88V96H85V95H84V98H85ZM183 97L186 98V97H188V95H187V96H183ZM24 98H22V99H24ZM37 98H38V97H37ZM37 98H35V99H37ZM84 98H81V99L83 100ZM92 98H94L93 100H95V97H93V96H91V98H90L89 100L92 101ZM129 98H131V99H129ZM153 98H152V99H153ZM26 99H27V98H26ZM26 99H25V101H26ZM35 99H34V98L31 99V100H30V99H27V100H28L27 102L36 103V102H35ZM149 99H151L150 96H149ZM149 99H148V102L143 103V104H144V105H143L144 107H143L141 104L139 105L140 107L134 105V106H136L137 108H136V107H133V106L130 105L131 107L134 108V110L136 109V110H135L136 112H135L134 110L132 111V115H133V117H134L135 119H134L133 117H130L131 115H128L129 117H127V116L125 117V118H126V122H125V123L127 124V121L129 120V121L131 122V123H130V122L128 121L130 124L128 123L127 125H126V124H125V125H122V124H124V122H123V120L120 119V118H121V115H118V113L114 114L113 116L117 115L118 117H120L119 119L122 121V122H121L122 124L120 123V120L117 119V118H118L117 116H116V117H113V116H112V118H115V119H116V120L114 119V121L119 120L118 123L121 125L120 127L118 126V127H119V129H118L119 132H118V131L116 130V127H117V126L115 125V124H117V123L115 122L114 125H115L116 127H115V126H114V127H115V130L117 131L115 136L117 137V136H118V133H119V135H120V134H124L125 136H126L125 133H129V134L131 133L130 136H127V137H124V138H125V139H126V138L128 139V137H130V139H132V141H131L130 139H128V141H131V142H128L127 139L125 140V142L127 141V142L129 143L128 145H132L133 148H132L131 146H128V145H127V142L125 143L124 141L118 140V139H121V135H120V137H117L116 140L121 141L122 143H124L125 146L127 145V147H129L130 149H131V148H132L133 150L135 149V150H134V151H135V152H134L135 155H133V154H134L133 151L130 152V150H129L128 148H127V149L124 148V151L129 150L128 154H130V155L133 153L132 155H133V158H134V159L136 158V156H139V155H140L139 158L137 157L138 160H139V159H140V160L142 159L144 162H143L142 160H141V161L139 160V162H138V160H135V162H137L136 164H140V165H142V164L144 163V164L147 165L146 162H151V161H153V162L155 163V160H154V159H158V158H155V157H158L159 154H161V155L163 154L164 157H165L166 159H168L169 162H168L166 159L163 160V159H164V158H163V155H162V157H161V155H159V157L162 158V159H161L162 162H163V161H167V162H164V165H163V163H162V165L160 166L161 162H160V164H157L158 162H157V160H156V163H155V164H157V166H156V165H155V166H156L157 168H156V167H152V166H154V163H153V162L148 163V165H147L148 170H147V167H145L146 165H144V164H143L142 166H139V165L136 166L135 162H133L134 160L132 161L133 163H130V161H129V157L131 158V156H128V157H127V158H128V163H129V164H132L133 166H132V165H129V164L127 163V165H129L128 170H130V171H128L126 168H125V169L122 168L123 171H119V174H118V173H115L114 170H112V168H113V166H112V164H111V163H112V162H111L112 160L110 159V157H111L112 155H109V156H110L109 158H108V157H104V160H105L106 158H107L108 160H105L104 163H102V161H100L102 164H101V165L99 164V165L102 166L103 164H105V165H107V167L109 166L108 168H110V167L112 166V167L109 169V171H110L111 173L108 171V168H107L106 166H105V167H106L105 169L100 168V169H103V170H101V172L104 171V170H107V171H105V174H104V173H102V174H104L105 176H108V177H110L111 174H112V175H111L110 178L105 177L104 179L101 178V180L103 179V180H105V182H106L107 180L110 179V181H108V182H109L108 184H109L110 186H108V185H104L105 183H104L103 185H100L101 183L97 182V180H99V181L101 182V180L99 179V177L103 176L102 174H101V176H99V175H100V172L92 171V173H94V175H95V173H96V175H95L96 177H95V179H94V182H96L95 184H93V183H94V182H93V178H94L93 176H94V175H93L92 173H91V176H92L93 178H91L90 176H87L88 174H86V172H85V174H86L85 176H87V178L90 177L92 180H90V178L87 179L82 173H80V175H81V174L83 175V178H81L82 175H81V177H80L79 172H77V171H75V170H74V172H77V173H74V172H73V169H74L73 167H74L75 164H77V163L74 164L75 161H74V162L72 161L73 164H74V166H72V165H73L72 163H71V164H72V165H71L70 162L66 161L67 159H69V156H70V155H69V156H66V155H67L66 153H68V152H72V151H69V147H68L69 145L67 146V144H64V145H65L64 147L67 146V148H68V149H67L68 152H67V150L65 149L66 152H65V151H64V152H65L66 155H63V156L61 157V159H60V155H62V153H60L61 150H60V152H58V153H60L59 156H58V155H57V156L52 155V154H57V150L61 149L59 146H57L59 149H56V153H54V152H53V153H49V152H48L49 154H47L46 152H44V151L42 152V151L40 150V151H41V152H40L41 154H40L39 156H42V155L46 154V155L44 156V159L41 158V157H40V159H38V157H39L38 154H37V155H36V154L34 155V154H31V153L27 152V153H29V154H31V155H34V156H31V155L28 154V155H29V156H28V155L26 154L27 157L30 158V159H28V158L26 157V155L23 156V152H21V153H22L21 157L23 156L22 158L19 157V156H17V155H19V154H21V153L18 152V150H17L16 148H18L17 146H19V148L21 147V149H22V142H20V141H15V140H13V141L10 140L11 142H14V141H15L12 145H15V147H16L15 149H16L17 152H16V151L13 152V151L11 150L12 148H11L10 150L8 149V151H9V152H8L6 149H3L2 147H4V145H5V146L7 145V147H8L9 145L6 143V141H5L6 144L3 145L2 143L4 142V140H1V142H0V152L2 153V152L4 151V153H9V154L13 153V154H11V155H9V156H8V154H7V155L5 154V155H6V156H5V155H3L4 153H3V154L0 153L1 158L3 157V158L5 159V158L7 157L6 160L10 162V165H9V162L7 163V162H5L6 160H5V161L3 160L4 162H2V165H1L2 168L0 167V188H1V186H2V188H3V186H5V187L7 188V191H8V189H9V192H10V191L12 190V188H10V183H11V182H15L14 185H16L17 188H16V187L13 185V183H12V185L15 187L14 190L16 191V189H17V191H18L19 188H20V192H17V191L15 192V193H16V196L19 194V197H17V198H15L16 196H14L15 193H13V192H14L13 190H12L13 192H12V191L10 192V194H12V195H9V197L11 196L10 198L7 197V195H8L9 193L6 194V192H7L6 189H5L6 192L4 191L5 196H4V194H3V195L0 194V195H1V196H0V264H11V263L8 261L7 257H6L7 251H6V249H5V244L2 242V241L5 239L6 236H8V237L10 236L11 238H13V236H14V238H16V240H17V242H16L15 244H16L17 246H19V245L21 244L19 247L22 248V249H21L20 252L18 253L19 255H21V254H26V253H32V252H37V253H41V254H50V253H56V252H65V251H67V250L74 249V246L76 247V245H77V246L79 245V242L81 241L82 236L84 237V234L89 230V228H95L97 231H99V233H100L101 235H103V236H105V237H111L110 234H114V236H117V239H119L120 241H123L122 245H120V246H122V249H124L125 256L123 257V259H125L126 264H146V263H147V264H165V263L163 262V259H164V261L166 262V264H168L169 262H171V261H169L171 257H172L171 259L173 260V259H176L178 256H180V257L184 260V261H183V260H181V261H182L183 263H185V264H192L194 261H198V260H199V261H198L199 264H203V261L205 260V258H206L207 256L204 257V256H203L204 254L201 256V255H200L201 252L203 251L202 253H205V250H206V249L209 250V248H207V247H209L210 244H214V241H215L216 237H218V236H216V235H219V236L221 235V233H220L221 231L218 232V230H217V232H215L216 230H215L214 228H215V226H216L217 224H216V225H212L213 222L216 223L217 221H219V222H217V223H218V224L220 223L221 226H222L221 222H225V223H223V225L225 224L224 228L226 227L225 230H226L227 232L224 230L223 226H222L221 228H222V231L224 230L226 233H228L229 230H230V232H231L230 227L233 229L234 225H235V227H238V226H239L240 229H239V228H235L237 231H235V229H233V230H232V231H233V234H232V233H229V235L232 234L231 236L234 235V237H235V236H236L235 234H236L237 232L239 233V231L242 232V230H243L242 233L245 234V235H243V237L245 236V238H243V241H244V242H241L242 240H241L240 242H241L242 244L246 243V244H247V247H248L247 249L249 250V252L251 251V252H252V255H257L256 257H258V258H261V257H262V262H263V260H264V236H263V235H264V227L261 228V226H264V224H263V223H264V215L262 214V213H264V212H262V211L264 210V209H262V208H264V207H261V209H259V210H258L257 208H259V207H258L259 205H264V201H263V203H261V204H257V201H260V200L262 201V199H264V191H262L263 188H264V187H263L264 185L261 186V187H263L262 190H261V188H258V187H260V186L258 185V187H257L258 189H257V188H254L255 191L252 189L253 191L251 190V192H250V191L248 192V194H250V193H252V192H253V193L256 192V193H254V194L252 193V196L249 195V196H251V197H253V198L248 197V196H247V193H246V196H245V197H240V199L244 198V200H243V199H242V200L238 199V200H240V203H239V208H238L239 210H236V213H233V212H235V211H232V210L234 209V208L232 209V207H231V206L234 205L233 203H232L233 205H231V206L228 207V208L231 207V209H232V210L229 209V210H231L230 213H229V211H228V208H227V211H226L227 214L224 213V211L219 210V209H216V210L214 209V210H212L213 208L216 207V205L218 206V204H219V203H217V201L220 200V199H218L220 196H219V197L217 196V199H218V200H217L216 198H215L216 200H214V196L217 194V191H218V190H221V189H225V190H227V188H224V187H229L228 184L231 183V181H232L235 177H237V176H239V178L241 177V180H245V179H242V178H244L243 176H240V175H241L240 172H241V171L244 172V170H246V168L249 167V166H248V167L244 168L245 165L247 166V164H248L249 162H250L249 164H251V160H252V158H253L254 156H257V153H258V155H259V154H261L262 156L264 155V154H263V153H264V148H263L264 145L261 146L262 144H261V141L259 140V138L256 140V139H254V138H256L257 136H254V138H253V135H252V134L256 135V133H255L256 130H253V129H257L256 127L254 128V126H255V122L258 121V119L255 121L256 116L253 115V117L255 116L254 119H253V117H252V119H253L255 122H254V121L251 122V119H250L251 116H250L249 118H247V116H244V115H252V114H242V115L246 118V121H245V120H239L240 118H242V116L239 115V114H241V113H239V114H237V115H235V114H232V115H231V114H228V112H227V113H226L227 116H226V114H225V112H224L223 114H225V115H222V116H224V118H225V120H224V118H223V117L221 116V114H220V113H222V112H220V113H217V114H219V116H218L219 118L222 117V120H221V119L219 120L218 118H215V117L213 118V120H214V123H217V124L219 123V124H220V121H221L222 123L220 124V126H219V125L217 126V124H216V126L214 127V126L211 124V122H212V121H211V120H212L211 115H213V116L216 115V117H217V114L214 115L213 112L215 113V112H218V111H214L215 109H214V110H211V108H210V111H211L212 114H211L210 111H209V113H210V115H209L208 112L206 111V112H207V115L209 116V119H211L210 121H208L209 119H208V117H207V119H208L207 121H208V123H209L210 125H209L208 123H204V122L206 121V118H204L203 121L200 120V119H202L203 117H202V118H201V117H199V118L197 117L201 122H200L199 124L196 123L195 121H196V120L199 121V120L196 119V117H195V120H193V122H195V123H193V124H194V125L196 124V127H197V128H195V126H193V127L195 128V130L193 131V129L187 127L186 125H187L189 122H191V123L188 124L190 127H192L191 125H193L191 119H193L194 117L191 118V115H192V116H194V115H193V114H189V113H191V111H192V113H193V111H194V107H196V103H195V104H191V106L195 105L193 108H189V107H191L190 104H189V101H188V100H190V99L187 98V99H188V100H187L188 103H186V104H188V107H187V108L192 109V110H191V111L189 110L190 112L188 113V109H187V113H188V114L186 113L187 115L184 113L185 117L190 118V119H187V120H189V121L186 120L188 123H187V124L184 123V124H185V126H186L187 128L190 129V131L194 132V134L196 135V136H195L196 147L194 146V147L196 148V149H195L196 152H195V151L193 150V148L191 147V146H193V144L195 145V143H193V144L191 145V143L194 141V139H191L192 136L194 137V134H192V132H190V133L192 134V136H191V134H190L189 137H188V138H190V139L192 140V142H190V139H188L189 142H190V144H189L188 142H187V143L185 142V143L188 144V145H186V144H182V149L180 150V149H179V146H180L179 144H177V143H176V144L172 143V144H173L172 147H174V149L170 146V147L172 148V149H171L172 151H171V150L169 149V148H170L169 146H168V148H167V145H170L171 143H170V141L168 142V140H169L168 137H169V136H168V135H167L168 137L166 136V129H165L166 126H165V125H166L167 122L169 123L173 118L175 119L176 117L180 116L179 114H180L181 112L179 113V110H177L178 112L176 111V112H174V113H170V112L176 110V109H175L176 106L174 107V109H175V110H174L173 107H172V109H171V108H169L167 105H163V104H162V105H161V108H159V110H160V109L162 110V109H163L162 107H165V106L168 107L169 110H168V108L165 109L166 113L169 114L168 117L171 116V118H172L173 115H175V113H178V116L173 117L171 120L169 119L170 121H167V120H166V122L163 121V123L161 124V121H160V120H157V119H160L159 117L161 116V113H163L162 111H164V109H163V110L161 111V113H160V112H158V111H159L158 108H156L157 106L159 107V104L157 105L156 101H160V99H159V100H158V99L156 100V98H155V99H153V100H152V99L150 100V101H154L155 103H154V102H153V103H152V102H149ZM175 99H174V101H175ZM84 100H86V99H84ZM87 100H86V101H87ZM120 100L123 101V102L125 103V101L122 100L121 98H120ZM25 101H22V103H21V104L24 105V106H22L23 108H25L26 105H28L27 108H31V107L34 105V104H29V103H27V104L25 105V104H24V103H26ZM170 101H172L174 104H173L172 102H170ZM179 101H180V102H179ZM181 101H182V100H177V102H179V103H178L179 106H178V105H177V106H178L179 108L182 107L183 110H182V109H180V110H181L182 112H184V110L186 111V106H187V105H186V106L184 105V103H185L186 100L182 101L183 103H182ZM23 102H24V103H23ZM82 102H83V101H82ZM88 102H89V101H88ZM93 102H94V101H92V104H93ZM164 102H163V103H164ZM124 103H123V104H124ZM131 103H132V100L130 101L129 104H131ZM150 103H151V104H150ZM158 103H159V102H158ZM161 103H160V104H161ZM180 103H182V105H184L185 109H184V107H183ZM190 103H191V102H190ZM193 103H194V102H193ZM90 104H91V102H90ZM92 104H91V105H92ZM129 104L126 105V106H127L126 109H127L128 111H129V108H130V107H128ZM152 104H154V106H153ZM155 104H156V105H155ZM164 104H165V103H164ZM197 104H199V103H197ZM31 105H32V106H31ZM87 105H88V104H87ZM93 105H94V104H93ZM147 105H149V106H148L149 108H147ZM202 105H203V104H202ZM78 106H79V105H78ZM78 106H77V107H78ZM94 106L97 107V106H96V103H95ZM126 106H124V107H126ZM151 106H153V107H151ZM180 106H181V107H180ZM197 106L199 107V105H197ZM74 107H76V106H74ZM80 107H81V106H80ZM80 107H78V109H79ZM85 107H86V105H85ZM89 107H90V106H89ZM145 107H146V109H145ZM150 107H151L152 110L150 109ZM154 107H155L156 110L154 109ZM166 107H165V108H166ZM178 107H176V108H178ZM198 107H197V108H198ZM204 107H205V108H204ZM204 107H203V106H202V107L200 106V108H203V109H205V110L208 109L207 105L204 106ZM206 107H207V108H206ZM92 108H94V107H92ZM143 108H144V109H143ZM179 108H178V109H179ZM124 109H125V108H124ZM124 109H123V110H124ZM126 109H125V110H126ZM138 109H139V110H138ZM140 109H142L143 111L140 110ZM148 109H149V110H148ZM198 109H199V108H198ZM203 109H201V110L204 111ZM212 109H213V108H212ZM123 110L121 111V113L123 112ZM125 110H124V112H125ZM127 110H126V112H125L126 115H127V112H128ZM146 110H148L150 113L153 111L154 114L152 113V114H153L152 116L155 115V118H157V119L155 120V118L152 117V116L150 115V113H149L148 111H146ZM150 110H151V111H150ZM157 110H158V111H157ZM170 110H172V111H170ZM208 110H209V109H208ZM138 111H140V113H139ZM154 111H156L157 114H156V112H154ZM212 111H213V112H212ZM124 112H123V113H124ZM133 112H135V113H133ZM144 112H146V114H145ZM75 113L77 114V112H75ZM75 113H74V114H75ZM129 113H130V111H129ZM129 113H128V114H129ZM142 113L145 115L144 117H143V114H142ZM148 113H149V114H148ZM164 113H165V112H164ZM203 113L205 114V112H203ZM74 114H73V115H74ZM76 114H75L74 116H75V117H76V116L78 117L79 114H81V113H79L78 115H76ZM119 114H120V113H119ZM130 114H131V113H130ZM170 114H171V115H170ZM172 114H173V115H172ZM182 114H183V113H182ZM149 115H150V116H149ZM163 115L165 116V114H163ZM176 115H177V114H176ZM184 115H181V117L184 116ZM188 115H189V116H188ZM230 115H231V118H230V117L228 118V116H230ZM74 116H73V117H74ZM122 116H125V114H123ZM156 116H157V117H156ZM225 116H226V117H225ZM232 116H233V117H232ZM240 116H241V117H240ZM79 117H80V116H79ZM142 117H143L144 119H143ZM145 117H146V118H145ZM148 117H149V118H148ZM166 117H167V116H166ZM168 117H167V118H168ZM181 117H180V118H181ZM236 117H238V120H239L240 122H242V123H240V122L236 119ZM239 117H240V118H239ZM123 118H124V117H123ZM123 118H122V119H123ZM125 118H124V121H125ZM127 118H128V119H127ZM129 118H130V119H129ZM151 118H152V119H151ZM153 118H154V119H153ZM164 118H165V117H164ZM167 118H166V119H167ZM232 118H235V119L237 120V123H236V120H234V119H232ZM245 118H242V119H245ZM142 119H143V120H142ZM174 119H173V120H174ZM177 119L179 120V118H177ZM177 119H176V121H178ZM216 119H218V120H216ZM229 119H230V120L232 119V120H231L232 123H229V122H228L230 125L226 123V121L229 120ZM247 119H248V121H247ZM249 119H250V122H249ZM73 120H74V118H73ZM73 120H72V121H73ZM76 120H78V123L81 121L79 118H76ZM131 120H135V122H133V121H131ZM173 120H172V121H173ZM184 120H185V119L182 117V118L178 121L179 123H178V122H175V121H174V122L177 123V124H181V122L184 121ZM190 120H191V121H190ZM204 120H205V121H204ZM223 120H224V121H223ZM112 121H113V120H112ZM114 121H113V123H114ZM157 121H158V122H157ZM159 121H160V122H159ZM180 121H181V122H180ZM186 121H184V122H186ZM233 121H235V123H233ZM76 122H77V121H76ZM132 122H133V124H132ZM223 122H224V123H223ZM238 122H239V123H238ZM243 122L246 124L247 127L244 126L245 124H244ZM248 122H249L250 124H249ZM164 123H165V125H163ZM225 123H226V124H225ZM256 123H257V122H256ZM54 124H55V123H54ZM76 124H77V123H75V125H76ZM79 124H80V123H79ZM79 124H78V125H79ZM131 124H132V126H131ZM160 124H161L163 127H160V126H161ZM171 124H172V123H169L170 126H171ZM173 124H174V123H173ZM177 124H176V126H177ZM247 124H248V125H251V127H253V128L251 129ZM252 124H254V126H252ZM56 125L58 126L59 124L56 122ZM56 125H55V126H56ZM78 125H77V128H78ZM117 125H118V124H117ZM167 125H168V124H167ZM214 125H215V124H214ZM0 126H1V125H0ZM81 126H82V124H81ZM81 126L79 125V127H80V131L78 130L79 128H78V129L76 128V130H78L79 133L81 132L80 134H82V131H84V129H85V127H83L84 125L82 126V129L84 128L83 130L81 129ZM126 126H127V127H126ZM130 126H131V127H130ZM3 127H4V126H3ZM114 127H113V128H114ZM125 127H126V129H124ZM132 127H133V128H132ZM186 127H185V128H186ZM241 127H242V128H241ZM0 128H2V127H0ZM161 128H162V129H161ZM243 128H247V129L249 128V129L247 130V131H248L247 133H249V134H250L252 131L254 132V133L251 134L252 137H251V135L249 136V140H248L247 137H245V136H248V134H245L246 132L243 131V130H246V129H243ZM123 129H124V130H123ZM163 129H165V133H164V130H163ZM189 129H187V131H189ZM196 129H197V130L199 129V130H198L199 133L202 131V133L199 134L200 136H199L198 138H196V137H197V134H196V133H197V130H196ZM238 129H239V130H238ZM0 130H1V129H0ZM81 130H82V131H81ZM113 130H114V129H113ZM115 130H114V132H115ZM122 130H123L124 132H125V130H127V131H126L125 133H123ZM161 130H163V132H162ZM241 130H242V131H241ZM78 131H77V133H78ZM120 131H122V132H120ZM195 131H196V132H195ZM225 131H226V132H225ZM239 131H240V132H239ZM249 131H251V132H249ZM161 132L164 134V136H163V134H162ZM243 132H245V133H243ZM223 133H224V134H223ZM225 133H226V135H225ZM227 133H228V134H227ZM242 133H243V134H242ZM114 134H115V133H114ZM201 134H202V135H201ZM221 134H223V135H221ZM228 135H229V136H228ZM162 136H163V137H162ZM165 136L168 138V140H167V138H166ZM190 136H191V137H190ZM218 136H219V137H218ZM222 136H224V137H222ZM225 136H226V137H225ZM227 136H228V138H227ZM0 137H1V136H0ZM65 137H66V136H64V139H63V140H66ZM69 137H70V136H69ZM69 137H68V138H69ZM220 137H222V138L225 139V140L227 139V140H229V141H231V142L233 141V142H232L233 144H232V143L230 144V145H233L232 147L236 146V145H234V142L237 143V144H239V145L237 146V147H238V150H236L235 147H234L235 149H232V151H233V150H236L235 152L233 151L234 154L231 153V155L233 154L232 158H233L234 155L236 154V155H238V156H237L235 159H237L238 157H240V158L243 157L242 159H244V156H241L242 154L239 153V147H240V148H243V146H244L245 149H246V147L248 146V147H247L248 149L250 148L251 150L254 149V150H256V151L253 150L254 153H252V152L250 151V149H249V151H248V149H247V150L243 149V151L245 150V152H246V153H245V152H242L243 155H244V153H245L248 157H247L246 155H245V156H246L247 158H250V159H248L249 161L247 160L246 157H245V159L243 160L244 162H245V160H246V161L248 162V163L246 162L247 164H246V163H234L236 160L234 161L233 159H232L233 161H232V160H229V161H232V163L230 162L231 164H228V163H229L228 160L226 161V159H224V158H223V159L219 158V157H221V155L223 156L222 153H221V155H220V154H219V155H216V153H215L214 156L212 155V154H213V153H212V154H211L212 157H211V155H208V153L212 152V151H210L209 149H207L208 147H209L210 149L213 148L212 150L215 151V152H217V149H218L217 146H218V147H221V146H222V143H220V142H219V145H217V144H218L217 142L221 139ZM250 137H251V138H250ZM6 138H7V137H6ZM159 138H160V139H159ZM162 138H163V139H162ZM170 138H171V137H170ZM217 138H218V141L215 140V139H217ZM246 138H247V139H246ZM252 138H253L254 140H256V142H255L254 140H251ZM158 139H159V140H158ZM79 140H80V138H78V140H77V138H74L73 136H71V138H69V140H68V144H70V150H71L72 148H73V150H75V148H76L77 146H78V148H76V150L79 149V146H80V143L78 142ZM122 140H123V138H122ZM143 140H144V141H143ZM225 140H224V141L220 140V141H221V142H226V144L229 145V141L227 142V141H225ZM2 141H3V142H2ZM66 141H67V140H66ZM66 141H65V142H66ZM159 141H160V142H159ZM213 141L217 143V144H216V147H215V144H214V147H210V146L213 145V143H214ZM252 141H253V142H252ZM258 141L260 142V146H261V147H260V150H259V143L257 144L258 146L254 144V142L257 143ZM7 142H9V141H8V138H7ZM11 142H10V143H11ZM19 142H20V143H19ZM121 142H120V143H121ZM132 142H133V144H132ZM165 142H166V143H165ZM171 142H174V141L171 140ZM130 143H131V144H130ZM169 143H170V144H169ZM200 143H201V144H200ZM18 144H19V145H18ZM20 144H21V146H20ZM103 144H105V145H103ZM103 144H98V145H100V146L98 147V150H99V148L101 147V145H102V146H106V147L108 146V144L106 145V143H103ZM143 144H144V147H143ZM199 144H200V147H198ZM226 144H224V145H226ZM252 144H253V145H252ZM1 145H3V146L1 147ZM23 145L25 146V151H27V149H26L27 146H26L25 144H23ZM120 145H121V144H120ZM122 145H123V144H122ZM122 145H121V146H122ZM174 145L176 146V149L178 148L179 151H181V153L178 152V151H177V152H178L179 155L182 154V156H184L183 158H185L186 162L191 160L190 163H186V162H185L186 164H185L184 162H182V163H184V165H186V166L181 165V167L184 166L183 168L180 167L181 162H180V164L178 163L179 160L181 161V159H179V158H182V157H179L178 154H176V156H178V157L175 158V154L172 153L173 150H175V146H174ZM177 145H179V146H177ZM220 145H221V146H220ZM240 145H241V146H240ZM254 145H255L256 147H255ZM10 146H11V144H10ZM162 146H163V148H162ZM185 146H187V147L190 146V148H192V151L195 152V153H194L195 156H194V154H193V155L185 154V153L187 152V150H190V148H188V149L185 150ZM201 146H202V147H201ZM205 146H206V149H207L206 151L204 150V149H205ZM207 146H208V147H207ZM251 146H253V147L251 148ZM11 147H12V146H11ZM93 147H94V146H92V148H93ZM96 147H97V145H95L94 149H95ZM122 147H123V146H122ZM134 147H135V148H134ZM157 147H158V148H157ZM160 147H161V148H160ZM164 147H165L167 150H166ZM180 147H181V146H180ZM183 147H184V148H183ZM187 147H186V148H187ZM9 148H10V147H9ZM23 148H24V147H23ZM108 148H109V147H108ZM120 148H121V147H120ZM198 148H199V149H198ZM201 148H202V149L204 148V149L202 150ZM13 149H14V148H13ZM15 149H14V150H15ZM21 149H20V150H21ZM94 149H93V152H94ZM96 149H97V148H96ZM96 149H95V151H98V150H96ZM125 149H126V150H125ZM132 149H131V150H132ZM163 149H164V150H163ZM178 149H177V150H178ZM261 149H263V150L261 151ZM22 150L24 151V149H22ZM101 150L104 151L105 148H104V149H100V151H99L98 153L94 152V155H96V154H101ZM119 150H121V149H119ZM122 150H123V148H122ZM122 150H121V153H123ZM146 150H147V151H146ZM155 150H156V152L154 153ZM182 150H184V151H186V152H184V151H182ZM219 150H220V149H219ZM219 150H218V152H221V150H220V151H219ZM240 150L242 151V149H240ZM257 150H258V151H257ZM5 151H6V152H5ZM107 151H108V149H107ZM207 151H209V152L207 153ZM232 151H231V152H232ZM241 151H240V152H241ZM91 152H92V150H91ZM93 152H92V153H93ZM174 152H175V151H174ZM183 152H184V153H183ZM197 152H198V153H197ZM218 152H217V154H218ZM237 152H238V153H237ZM247 152H248L249 154H248ZM255 152H257L256 155H254ZM17 153H19V154H17ZM24 153H26V152H24ZM42 153H43V154H42ZM75 153L77 154L76 151H75ZM75 153H74V151H73V154H75ZM102 153H105V151L102 152ZM106 153H107V152H106ZM171 153L174 154V158H172L173 155H172ZM188 153H189V151H188ZM190 153H191V152H190ZM190 153H189V154H190ZM205 153H207V155L210 156V158H205V157H207V155L205 156ZM250 153L253 155L252 158L250 157V156H251ZM16 154H17V155H16ZM63 154H64V153H63ZM68 154H69V153H68ZM73 154H72V155H73ZM76 154H75V155H76ZM78 154H80L79 150H78ZM119 154H120V151L118 152V155H119ZM124 154H125V153H124ZM124 154H120V155L122 156V155H124ZM128 154H127V155H128ZM146 154H147V155H146ZM151 154H153V156H155V157L150 156ZM12 155H13L14 158L11 157ZM47 155H48L49 157H47ZM50 155H51V156H50ZM75 155H73V157L70 156V158H71L72 160H73L74 158L77 159V156H78V155H77L76 157H74ZM102 155H103V154H102ZM104 155H105V154H104ZM104 155H103V156H104ZM116 155H117V154H116ZM116 155H115V157L117 158L118 155H117V156H116ZM141 155L143 156V158H142ZM165 155H166V156H165ZM167 155H168L169 157H167ZM171 155H172V156H171ZM236 155H235V156H236ZM239 155H240V156H239ZM249 155H250V156H249ZM4 156H5V157H4ZM16 156H17V157H16ZM37 156H38V157H37ZM64 156L66 157V159H65ZM79 156H80V155H79ZM90 156L93 157L92 154H91ZM99 156H100V155H97V157H99ZM124 156H126V154H125ZM124 156H123V157H124ZM134 156H135V157H134ZM170 156H171V157H170ZM190 156H191V157L194 156V157H193L194 161H193V159H190V158H191ZM217 156H218V157H217ZM24 157H26V159H25ZM42 157H43V156H42ZM45 157H47V158H45ZM55 157H56V158L59 157V158H57V159H60V161L62 160L63 163L61 162V164H60V161L57 160ZM97 157H96V158L93 157L94 159H92V161H91V160L89 161L90 164H91V166H94V165H95L94 162L98 160ZM101 157H102V156L99 157V158H100L99 160H103V158L101 159ZM113 157H114V154H113ZM113 157H112V159H113ZM123 157H122V159H123V161H125V163H126L127 159H126V158H123ZM144 157H146V158L149 157V158H147V159H149V161H145L144 159H146V158H144ZM151 157H152V159H153V158H154V159L152 160ZM216 157H217L218 159H221V160H224L225 162H227L228 165H227L226 163H225V164L223 163V165H226V168H223V167H225V166L222 165V162H223V161L221 162V160H220V162H221V166H222V167L218 165L220 162H218V161H219L218 159H217V161H216V159H215ZM3 158H2V159H3ZM17 158H20V159H17ZM23 158H24V159H23ZM31 158H33V159H31ZM78 158H79V157H78ZM118 158L121 159V157H119V156H118ZM133 158H132V159H133ZM160 158H159V159H160ZM171 158H172V159H171ZM183 158H182V160H183ZM240 158H238L236 162H240V160L242 161V159H240ZM255 158H256V160H257V158H259V157H255ZM16 159H17V160H20L21 162H20V161H17ZM27 159H28V160H27ZM34 159H36V162H35ZM42 159H43L44 161H42ZM55 159H56L57 161H56ZM63 159H65V162H64ZM71 159H69V161H71ZM80 159H81L80 162H81V161H84V160H82L83 158L80 157ZM95 159H96V160H95ZM109 159H110L111 161H110V162H106V161H109ZM170 159H171V160H170ZM173 159H174V160H173ZM175 159H177V160H175ZM189 159H190V160H189ZM205 159H206V160H207V159H209V160H210V159H213V161L218 162L217 164L214 163V162H212V163H214V165H215V164L218 165V166H217L218 168H216V171H217V170H222V168H223V169H227L228 166H229L230 169H231V166H230V165L233 164V165H232V169H231L232 171H231V170H230L231 172H230V171H227V174H228V172H229V174H228V175H229V182H228L227 179H226L227 181H225V179H224V177L226 178V177L228 176V175H226V172H224V171H226V170L222 171V172H224V173H223V176H224V174H225L226 176H224V177L222 178V176H221L222 173H221V171H220V172H218V173L220 174V175H219L220 177H218V176H217V177H214V180H215V181L211 182V181L213 180V178L211 179V178H209V177H211V176H212V177L215 176V175H211V174H215V171H214V172H208V169H209V168L211 167V165H213V164H212V163L209 164V162H208L207 164H209L210 167H209L208 165H207V166H204V165H206V164H205L206 161L204 162V165L201 167L202 164L200 165V163H202V161H204ZM253 159H254V158H253ZM259 159H260V160H259ZM259 159H258V160H259L258 163H259L260 161H262V158H259ZM263 159H264V157H263ZM24 160H25V161H24ZM29 160H30V161L33 160V161L30 163V165H28V163L30 162ZM94 160H95V161H94ZM115 160H116V159H115ZM117 160H118V159H117ZM117 160H116V161H117ZM130 160H131V159H130ZM185 160H183V161H185ZM238 160H239V161H238ZM16 161L18 162V165H19V163H20L19 166H20L21 168H19V169H21V170H20L19 172L21 173V176H22V175H26V174L29 173V175H26V177H24V178H23V176H22V180H23V179L25 180V178H26L25 182H26L27 186H30V184L32 185V184H34V183H37V181H36V182L34 181L35 179L37 180V176L40 175V177H39L40 179H39V178H38V179L41 180V178H42L45 174H48L47 177H50V176L52 177V176H53V178H51L50 180L53 179V181H54V180L57 178L58 180H57V181L55 180L57 184H58L59 179H60L59 184H60V182L63 180V179H61V178H58V177L61 176V177L65 178V181H64L65 183H66V182L68 183V181H69V184H70L71 187H74V185H75V184H73V181H71V180L76 179L75 181L77 182V179H78V181L81 179L80 182L83 181V180H85V181H83V183H84V182H85V183H86V182H87V183L90 182L89 185L91 184V187L93 186V188H95V187H96V189H98L97 187H99V189H100L101 187H102V189H106V188H107V190H105V191H107V192H108V190H109V191L112 190V192H111L112 195L115 196V193H117L116 197H117V196H118V197H121V199H119V198H118V199H119V200H122V202L119 203V200H117L116 197H114V198H116V199H114V198L112 197V195H111L109 192H108V193H109L110 195H109L108 193H103L102 190L100 189L99 191L102 193V194L100 193V195H103V194H104L103 196H105V194H106V195L108 194L111 198H113L111 201H113V200L116 201V200H117L118 202H116V203H118V204H116V203L113 204V202H112V204H111V201H110L111 198H110V197H107V198H106V197L101 196V198H100V200H101V201H100V202H101L100 210L102 209V210H104V211L100 214V213H99L100 211L97 212V211H98V210H97L96 212L99 213V215H100V216H99L97 213L95 214V212H94V210L99 209V208L97 207V205H96V209H95L93 206L95 205V203L98 204V205L100 204V203H98V198L100 197V195H99V196L97 197V199H96L97 202L94 201L95 203H93V201L91 200V198L89 197V195L86 196L87 193L85 192V190H86V189H85V187H86L85 183L83 184V183L81 182L83 185H85V187H83V185H82L80 182H79V184H78V185H80V184L82 185V186H81V185H80V186L82 187V190H83V188H84V191H82V190L80 191V190H79V189H81L80 186H78V187H80V188L77 189V190H76V188H78V187H76V188H75V191H74L73 188H71L70 186H68V187H70L71 189H70V188L68 189V188L66 187L67 185H66V186H62V184H60V185H59V186L61 187V188H60V187L55 183V181H54V182L51 181V182H52V187H51V182H47V183L44 184L45 187L43 186L44 194H41V193L38 194V195L41 194V197H40V198H39V196H35L32 192H29L30 195L32 194V195H34V198H35V197L37 198V199H35V200H36L38 203H42V205H43V204H44V203H43V202H44V201H43L44 198L42 199V196H44L45 193H46V194L49 193V195L51 194V197H53L55 200H53V198H51L50 196H49L50 198H49L48 196H46V197H48L47 199H48V200H53V201H49V202H50L51 204H52L53 202H55L54 205L56 204L55 206H57V207H59V204H60V203H59V199L61 198V196H62V198H64V199L61 198V199H62V200H61L62 203L67 201V202H69V204H70V200L73 199V200L71 201V202H72V204H71V205H72V208H73V206L75 205V203H77V204L75 205V208H77V210L81 213V216H80L79 213H78V211L75 210V208H73V211L75 210V212H76V217H77V218H76V217H75V214L73 213V211H71V212L73 213V215H74V218L77 219V220L80 218V220L83 222V219H82L83 216H85V217L87 216V215H83L87 208H88V209H87V210H88V213H90V211H92L93 214H92V218H91L89 224H88V225L85 224V225H86V228H83L82 231H81L80 229L82 228V226L84 227L85 225H81L82 222H81L80 220L78 221V223H77V224L79 225L78 228H80L78 231H81V232H79V234H78V235H79V237H77L78 239H76L73 243H69V244H68V241H70V238L72 239V237H71L72 235H71V234H72V232H73V229H76V228L71 229V228H70L71 225H69V224H64V223H63L64 225H66V227L69 225V227H67V228L65 227V234H64V233H63V232H64V230H63V229H64V228H63L64 225L61 224V223H59V226H60V229H59V230L63 231V232H62L63 235L60 233V232H61V231H60V232H59L60 234H58L59 236H58V235H55V236H54V235H51V234H50V236H49V235H48V236H44V235L42 234L41 230H38L37 228H35V226H36L35 224L37 223V220L35 221V218H36V217H34L33 214H32L33 211L37 210V207L40 208V207H42V205H41V204H38V203L36 204V202H34L35 200H34L33 198H30L32 195H31V196H29V194L27 195V193H28L29 190H28L27 186H25V183H24V184L22 183V182H24V181H21V176H20V175L18 176L20 180H19L18 178H16V175H17L16 172H17V170L14 171V169H16V168H11V169L13 170L12 173H15V174H12V175H14L13 177L11 176L12 179H11V177H9V174L11 175V170H9L10 173H9V171H7V170L5 171V169H10L9 167L17 166V162H16ZM26 161H27V162H26ZM28 161H29V162H28ZM118 161L121 162V163H119V164H123V165H125L124 162H122V160H118ZM158 161H160V160H158ZM170 161H172V162H175V161H176L175 164L173 163V166L176 165V163H178V164H179V168H181L182 171H181L179 168H178L177 170L174 169L173 166H172V162H170ZM192 161H193V162H192ZM211 161H212V160H211ZM243 161H242V162H243ZM11 162H12V164H11ZM22 162H23V163H22ZM33 162H35L34 164H35L37 167H40V166H41V167H40V168H41L40 171H43V169H44V168L46 169L47 167L50 168V169H54V170H55V168H56V170H55V171H52V170L50 171V170H49V173H48V172H47V169H48V168H47L46 170L44 169V172H47V173H44V174L42 173V176H41V174H39V170L35 169V165L32 166V165H33ZM42 162H43V163H42ZM44 162H46V164H45ZM47 162H49V163H48L49 165L47 164ZM57 162H59L58 164H59V167L61 166V168H62V164L64 165L66 162H68V163H66V165H67V164H70V166H72V167H69V168H70V169L73 168L72 171H71L69 168H67L68 165H67V166L64 165L65 168L69 169L70 172H68L67 169H66V170H64L63 168H62V169H61V168L59 169V167H58V171H59V170H62V171L56 172V171H57V167L54 166V167H55V168H54L53 165H55V163L57 164ZM76 162H78V160H77ZM91 162H92V163H91ZM256 162H257V161H256ZM21 163H22L23 165H21ZM41 163H42V164H41ZM97 163H99V161H98ZM117 163H118V162H117ZM117 163H116V165H117ZM165 163H166V164H165ZM260 163H261V166H262V165H263L262 163H264V160H263V162H260ZM4 164H5V165L8 164V165H9L8 168H5V167H4V166H5ZM15 164H16V165H15ZM26 164H27L28 166H27ZM31 164H32V165H31ZM83 164H84V163L82 162V165H81V163H79V164H77V165H81V166H83ZM92 164H93V165H92ZM113 164H115V163H113ZM150 164H152V165L150 166ZM188 164H190V165H188ZM235 164H237L236 167H237L238 165L245 164L244 166L241 165V166H243V169H244V170L241 169L240 172H238V173L236 172V173H237L236 176H234V173H233V172L236 171L235 169H237V168L234 167ZM249 164H248V165H249ZM252 164H256V163H253V162H252ZM252 164H251V165H252ZM11 165H12V166H11ZM46 165H47V166H46ZM99 165H97V166H99ZM198 165H200V166H198ZM6 166H7V165H6ZM23 166H24V169H23ZM26 166H27V167L30 166V167H29L30 169H28ZM56 166H57V165H56ZM64 166H63V167H64ZM81 166H79V168H80ZM100 166H99V167H100ZM120 166H122V165H120ZM125 166H126V165H125ZM149 166H150V168H149ZM177 166H178V165H177ZM25 167H26V168H25ZM42 167H43V168H42ZM52 167H53V168H52ZM76 167H78V166H76ZM84 167H85V165H84L83 167H81V168H84ZM99 167H98V168H99ZM102 167H104V166H102ZM123 167H124V166H123ZM126 167H127V166H126ZM132 167H133V169H132ZM174 167L177 168L176 166H174ZM220 167H221V168H220ZM239 167H240V166H239ZM239 167H238V168H239ZM252 167H254V166H252ZM40 168H38V169H40ZM129 168H130V169H129ZM140 168H143L142 171H144V172H142V171L140 170V171L142 172V175H140L141 178H138V179H140V181H139L138 179H136L137 184H139V185H137L136 182H134L136 177H133V176H131V175L134 174V173H133L134 171L136 172V171H137L138 169H140ZM152 168H153V169H152ZM211 168H212V167H211ZM214 168H215V166H214ZM233 168H235V169H234L235 171H233ZM241 168H242V167H241ZM255 168H256V170H257V168H259V169H258L259 171H258V170L256 171ZM255 168H254V170L256 171V173H260L261 176H262V175L264 176V173H263L264 171L261 169V168L264 169V166L260 167V165L256 164V167H255ZM2 169H3V170H2ZM19 169H18V170H19ZM32 169H33V170H32ZM34 169H35V170H34ZM122 169H121V170H122ZM135 169H136V170H135ZM151 169H152L153 171H152ZM228 169H229V168H228ZM239 169H240V168H239ZM250 169H251V167H250ZM250 169H249V170H250ZM1 170H2V173H1ZM23 170H24V173H23ZM27 170H29V171L31 170V171L29 172V171H27ZM63 170L65 171V173H63V172H64ZM83 170H84V169H83ZM83 170H82V171H83ZM95 170H96V169H95ZM111 170H112V171H111ZM125 170H127L128 172H131L132 174L129 175V173H128L127 171H125ZM132 170H133V172H132ZM149 170H150V171H149ZM179 170H180V171H179ZM189 170H190V171H189ZM214 170H215V169H214ZM249 170H247V171H249ZM33 171H34V173H32ZM90 171H91V170H90ZM124 171H125L126 173H128V174L125 173L126 176H125L124 174H123V176H120V173L122 174V172L124 173ZM138 171H139V170H138ZM140 171H139V172H140ZM148 171H149L150 173H149ZM209 171H210V170H209ZM211 171H213V170L211 169ZM237 171H239V170L237 169ZM252 171H253V170L251 169V172L249 171V172H247V173L251 174V176H252V174H253V175L255 174V176H256V173H255L254 171H253V172H252ZM261 171H263V172H262L263 174L261 173ZM5 172H8V173H5ZM54 172H55V173H54ZM106 172H107V173L109 172L108 175H106V174H107ZM147 172H148V173H147ZM245 172H246V171H245ZM17 173H18V172H17ZM51 173H52V174H51ZM56 173H57L58 176L56 175ZM58 173H60V174H58ZM61 173H62V174H61ZM66 173H67V174H66ZM73 173H74V174H73ZM97 173H99L98 177H97ZM210 173H211V174H210ZM230 173H231V174L233 173V174H232L233 176H231V177H232V180H230V178H231V177H230V175H231ZM236 173H235V174H236ZM2 174H3V175H6V176H4V178H3V175H2ZM31 174H32V175H31ZM63 174H65L66 176H67V175H71V176H72V174H73V176H72V178H71V176H70V178H69V176H67V177H68V180H66L67 177H65V175L63 176ZM109 174H110V175H109ZM117 174H118V177H117ZM139 174H141V173H138V172H137V175H139ZM216 174H217V172H216ZM239 174H240V175H239ZM7 175H8V178L11 179V182H10V180H8V178H6ZM34 175H36V178H35V179L32 178V176H34ZM54 175H56V176L54 177ZM59 175H60V176H59ZM135 175H136V173H135ZM137 175H136V176H137ZM143 175H144V176H143ZM148 175H149V178H148ZM217 175H218V174H217ZM27 176H28V177L30 176V177H29V180L27 179V178H28ZM115 176H116V177H115ZM119 176H120V177H119ZM124 176H125V177H127V176H131V177H129V178H131V180H130L129 178H127V179L125 180V181L128 182V183H129V182H132V183H129V185L127 184L126 187L123 185V184L125 183V182L123 183V179H122V178H124ZM140 176H139V177H140ZM142 176L144 177V179L142 178ZM145 176L147 177V179H146ZM261 176H260V177H261ZM47 177H46L45 179H49V178H47ZM84 177H85V179H84ZM114 177H115V178H114ZM207 177L209 178V180H210V179H211V180L206 182V179H208ZM233 177H234V178H233ZM256 177H258V175H257ZM1 178H2V180H1ZM13 178L16 179V181H15ZM31 178L33 179V181H32ZM54 178H55V179H54ZM112 178L114 179V181H115L116 179H119V180H120V181L118 180V182H119V183H117L118 185H119L120 182L122 181V182H121L122 184H120V185H123L124 188H123V186H122L123 189L118 190L119 188H118V189L116 188L117 190H116V189L113 190L112 187H113V186H114V187H117L118 185L113 184L114 181H113L112 184H110V182L113 180ZM120 178H121V179H120ZM132 178H133V179H132ZM215 178H216V179H217V178H219V179L221 178L220 180L225 181L227 184H226L224 187H223V185H221L222 187L220 186L221 188L218 189L217 191H216L214 188L217 189V187L219 188V186H217V187H214V186H213V187H214V188H213L214 190H213L212 192L214 193V191H215V195L213 196V195H210L212 192L209 193V192L212 190V186H211V188H209V187H210V185H209V186H207L208 188L206 189V185H208V182H211V183H213L214 185H215V184L218 185L219 182L216 183L217 180H216ZM252 178H255V177L253 176V177L250 178V175H249V178H247V179L249 180V179H252ZM258 178H259V177H258ZM17 179H18V180H17ZM69 179H70V180H69ZM86 179H87V180H86ZM124 179H125V178H124ZM128 179H129V180H128ZM142 179H143V180H142ZM262 179H264V177H263ZM3 180H4V185L1 184V183L3 182ZM5 180H6V182H7V181L9 182L8 185L5 184V183H6ZM12 180H13V181H12ZM27 180H28V183H27ZM30 180H31V182H29ZM88 180H89V181H88ZM133 180H134V181H133ZM141 180H142V181H141ZM144 180H145V181L147 180V181L144 182ZM148 180H149V181H148ZM254 180H257V178L254 179ZM1 181H2V182H1ZM18 181L21 182V183L19 182V185H17V184H18V183H17ZM116 181H117V180H116ZM164 181H165V183H166V182H169V183L165 184ZM251 181H252V180H251ZM70 182H72V183H70ZM91 182H92V183H91ZM102 182H104V181H102ZM138 182H140V183H138ZM143 182H144V183H143ZM172 182H173V183H178V185L180 184V185H181L180 187H181L182 189H181L180 187H177V184H172ZM179 182H180V183H179ZM256 182H257V181H256ZM16 183H17V184H16ZM67 183H66V184H67ZM74 183H75V182H74ZM115 183H116V182H115ZM142 183H143V184H142ZM157 183H158V185H159V183H160V186L156 185ZM181 183H182V184H181ZM20 184H23V185L25 186L26 189H24V186H23V185H21V186H23V187H21ZM55 184H56V186H58V188L56 187V189L53 188V187H55ZM69 184H68V185H69ZM76 184H77V183H76ZM96 184H97V185H96ZM98 184H99L100 186H99ZM164 184H165V185H164ZM168 184H169V185H170V184L173 185V187H174V185H175V186L177 187L176 191H175V187H174V189H173L172 186H171L170 188L167 187ZM192 184H193V185L195 184V185H194V188H193V185H192ZM263 184H264V182H263ZM48 185L50 186V188H49ZM63 185H65V184L63 183ZM72 185H73V186H72ZM87 185H88V184H87ZM95 185H96V186H95ZM111 185H112V187H111ZM115 185H116V186H115ZM125 185H126V183H125ZM166 185H167V186H166ZM183 185H184V186H183ZM185 185H186V187H185ZM254 185H255V184H254ZM254 185H253V186H254ZM256 185H257V183H256ZM256 185H255V186H256ZM261 185H262V184H261ZM8 186H9V187H8ZM105 186H108V187H105ZM132 186L134 187V190L132 189ZM157 186H158V187H157ZM164 186H166V189L161 188V187H164ZM182 186L186 188V189H185V190H186L185 193H187L186 195H184V193H183V195H182V197L184 196L183 198H185V196L187 197V195H190V193L188 194V192H192V191H190V186H191V189H192V190L194 189V191L197 190V189H199L200 191H203V190H201V189H206V190H204V191L207 192V191L210 189V191H208V195H210V197L212 196L213 198L211 197V198H212L211 200L214 201V202H211V204H212V203H213V204L217 203V204L214 205L215 207H210L211 204H209V205L206 207V210H205L204 212H202V211H203L202 208H203L204 206H206V205H205L206 202H204V200H203V204H204V205L200 202V203L203 205V207L201 208V206L199 205L200 203L198 202V200H197V202H196L195 200H196V199H200V201H201L204 197L206 198V197H209V196H207V193H204V191H203V194L201 193V194H202V199H201V198H200L201 195H200V191H199V190H197L198 192L195 191V192H196L195 194H197V197L200 196L199 198L195 197V194L193 195L195 198H194L193 196H190V198L192 197V199H194L195 202H194L193 200H191V199L189 200V199H188L189 196H188L185 200H183L182 197H180L178 200H177V198H176V199H175V198L173 199V197H175L176 195L179 196V194H177V192L181 193V192L184 191V190H183L184 188H183ZM253 186H252V187H253ZM255 186H254V187H255ZM5 187H4V188H5ZM11 187H12V186H11ZM62 187H64V189L66 188L69 192H72V190H73L74 192H76V193L78 192V193H77L78 195L76 194V196L74 197L75 194H73V193H74V192H73V193H71V196H68V198L70 197V199L67 200L68 198L65 199L67 193H64L65 190L62 189ZM130 187H131V188H130ZM159 187H160L161 191H163V190H166V191H167V193H165V191H163L165 194H168V190L172 188L173 190L171 191V193L175 192L176 194H173V195H174V196H173L172 194L170 195V193H169L168 195H170V196L172 197V199L175 200V202H176V200H177V201H178V202H177L178 204H179L180 199L182 198V200L180 201V204H179V205H178L177 203H175V204H177V205L179 206V209H177V210L175 209L177 206H176V205L173 206V205H174V202H172L171 200H169V199H170V196L166 195L167 197H169V199H168V198H166V196L164 195L166 202H165V200H164V202H163V200H161V201H162L161 203H163V204L166 203V204L163 205V206H164V207H168L167 205H170V204H171V207L173 206L174 208H172L173 210H172V209H169V207H170V206H169L167 209H165V212H163V211H164V210H163L164 208L161 209V206H160L161 204L159 205L160 200L158 199V197L161 196V195L157 194L158 190H160ZM195 187H196L197 189H195ZM2 188H1V190L3 191L4 189H2ZM21 188H23L24 190L21 189ZM51 188H52L53 190L55 189V191H54L53 193H56L55 195H57V196H53V195H52V193H51L52 190H50ZM59 188H60V189H59ZM120 188H121V186H120ZM167 188H169V189H167ZM10 189H11V190H10ZM110 189H111V190H110ZM128 189H130V190H128ZM180 189H181V192L179 191ZM1 190H0V193L2 192ZM21 190H22V192H23L22 194H21ZM56 190H57V191H58V190H63V191H58V192H56ZM121 190H122V191H121ZM132 190H133V192L131 193L130 191H132ZM141 190H145L146 192H145V191H142V192H141ZM177 190H178V191H177ZM182 190H183V191H182ZM24 191H25V192H24ZM50 191H51V192H50ZM79 191H80V192H79ZM103 191H104V190H103ZM105 191H104V192H105ZM113 191H114V192H113ZM221 191H222V190H221ZM221 191H219V192H221ZM258 191H259V192H258ZM42 192H43V191H42ZM59 192H60V193H59ZM81 192H83V194H82ZM84 192H85L86 194H85ZM219 192H218V194H219ZM223 192H224V190H223ZM260 192H261V194H260ZM2 193H3V192H2ZM24 193H25V194H24ZM61 193H64L65 196H64L63 194L58 196V194H61ZM140 193L143 194V196L145 195V200H147V202L145 201L146 203L143 202V201H141L144 197H141V196H140ZM144 193H145V194H144ZM159 193H160V192H159ZM192 193H193V192H192ZM192 193H191V195H192ZM224 193H226V191H225ZM224 193H222V194H224ZM241 193H242V192H241ZM258 193H259V194H258ZM13 194H14V195H13ZM20 194H21V197H20ZM84 194H85V195H84ZM118 194H119L120 196H119ZM132 194H135V195H134L135 197H133ZM161 194L163 195L162 192H161ZM181 194H182V193H181ZM181 194H180V196H181ZM198 194H199V195H198ZM255 194H256V196H255ZM36 195H37V194H36ZM108 195H107V196H108ZM121 195H122V196H121ZM204 195H206V196H204ZM219 195H220V194H219ZM224 195H225V194H224ZM224 195H221V197L224 196ZM257 195H258V197L263 195V196H262L263 198H262V197L258 198ZM12 196H13V198H12ZM24 196H29V197H28V198H25ZM72 196H73V198H72ZM81 196H82V197H81ZM130 196L133 197L134 199L130 200V198H131ZM203 196H204V197H203ZM3 197L5 198L6 202H5V200H4ZM32 197H33V196H32ZM76 197H77V199H76ZM84 197H85V198H84ZM126 197H128V198H126ZM147 197H148V199H147ZM161 197H162V196H161ZM176 197H177V196H176ZM247 197L249 198V200H248ZM1 198H2V200H1ZM11 198H12V199H11ZM78 198L80 199V201H79ZM82 198H84L86 201H88V203L91 202L92 204H91V203H90V204H87V202H85V200L82 199ZM108 198H109V200H108ZM205 198H204V199H205ZM222 198H223V197H222ZM245 198L248 200L247 202H245V201H246ZM254 198H256V199H255L256 201H254ZM7 199H8V201H7ZM9 199H11V201H10ZM16 199H17V200H16ZM24 199H26V200H27V199H28V200H29V199H32V200H29V201H31V202H28V201L26 202V200H24ZM45 199H46V198H45ZM47 199H46V201H48ZM57 199H58V200H57ZM74 199H76L78 202H76ZM161 199H162V198H161ZM167 199H168L169 201H168ZM187 199H188V201H187ZM14 200H15V201H14ZM19 200H20V202L23 201V203H22V204H24L23 206L21 205V203L19 202ZM21 200H22V201H21ZM33 200H34V201H33ZM38 200H40V202H39ZM41 200H42L43 202H41ZM56 200H57V201H56ZM64 200H66V201H64ZM127 200H128L129 202H131V201L134 200V201H133L134 206L131 205V204H129V203L123 202V201H127ZM208 200H209V203H210V198H209ZM238 200L236 201V203L234 202V203H235V205H234L235 207H236V204H237ZM251 200H252V201H251ZM1 201H3V202H1ZM24 201H25V203H26L27 205H28V203H32V202H33V205H34V203H35V205H34L35 207H34L33 205L30 204V205L33 206V207L31 208V206L28 205V206L30 207V210L27 209V208H29V207H28V206H25ZM46 201H45V203H46ZM73 201H74V203H73ZM83 201H84L85 203H84ZM108 201H110V203H109ZM128 201H127V202H128ZM158 201H159V202H158ZM170 201H171V202H170ZM182 201H183V203H181ZM186 201H187V202H186ZM205 201H206V200H205ZM253 201H254V202H253ZM7 202H8V203H7ZM9 202H11V204H13V205L10 204L11 207L13 206V207H12V210H11V208H10V206H9ZM12 202H13V203H12ZM15 202H16V205H17V202H19L18 204H19L20 206H22L23 208L27 209V210H23V209L19 210L20 207H19L18 205L15 206ZM49 202H48L47 204H45L46 207H47V205L49 204ZM67 202H66L65 204L63 203V207L60 206V207H61V210H63V209L65 210V207H67L66 204H68ZM80 202H82L83 204H82V203L80 204ZM134 202H135L136 204H135ZM139 202H141V204H140ZM167 202H168V204H167ZM184 202H186V203L184 204ZM188 202H189V203H188ZM190 202L196 203V206H197V207L195 208V205H194L193 203H190ZM248 202H251V203H248ZM255 202H256V204L258 205V206H256V208H255V205H256ZM57 203H59V204L57 205ZM123 203L125 204L124 206H123ZM131 203H132V202H131ZM187 203H188V204H187ZM197 203H198L199 206L197 205ZM241 203H242V205H241ZM246 203H247V204H246ZM253 203H254V204H253ZM4 204H6V205H4ZM78 204H79V205H78ZM84 204H85V205H89V207L84 206ZM126 204H127V205H126ZM181 204H182V205H181ZM192 204H193L194 207H191V208H192V209H191V208H190V205H192ZM206 204H207V203H206ZM249 204H250V205H249ZM36 205H40V206H37V207H36ZM52 205H53V204H52ZM60 205H61V204H60ZM64 205H65V207H64ZM71 205H70V206H71ZM77 205H78V206H77ZM92 205H93V206H92ZM128 205H130V206H128ZM158 205H159V206H158ZM180 205H181L182 207H181ZM186 205H187V206H186ZM244 205H245V206H244ZM252 205H254V206H252ZM3 206H4V207H3ZM7 206H8L10 209H8ZM24 206H25V207H24ZM45 206H43V208H44ZM55 206H54V207H55ZM76 206H77V207H76ZM80 206H81V208H80ZM82 206H83V209H82ZM188 206H189V207H188ZM220 206H221V205H220ZM220 206H219V207H220ZM251 206H252V207H251ZM16 207H18V208H16ZM26 207H27V208H26ZM46 207L44 208V210L41 208V209H40V210H41L40 212H42V210L45 211ZM68 207H69V205H68ZM68 207H67L66 212L68 211ZM85 207H86V208H85ZM101 207H102V208H101ZM127 207H128V209H127ZM129 207H131L132 209L129 208ZM209 207H210L211 209H210ZM219 207H218V208H219ZM237 207H238V204H237ZM240 207H241V208H240ZM253 207H254V208H253ZM4 208H7V209L4 210ZM34 208H36V209H34ZM39 208H38V210H39ZM47 208H48V207H47ZM62 208H63V209H62ZM70 208H71V207H70ZM70 208H69V211H68V212H70ZM78 208H79V209H78ZM103 208H104V209H103ZM124 208H125V209H124ZM177 208H178V207H177ZM194 208H195V209H194ZM198 208H199V209H198ZM200 208H201V210H200ZM243 208H244L248 213H247ZM252 208H253V209H252ZM13 209H18V210H19V212H18V210H17V213H18V214H19L20 212L22 213V212L25 211L24 213H22V215H25V213H26L27 215H28V214H31V215H29V216H27V215H26V216H22L21 214H20V215H17L16 211H14ZM129 209H130V210H129ZM187 209L190 210L191 212L200 211V212H197V213H199V217H197V213H191V212L188 211ZM207 209H210V211H212V214H210V213H211L210 211H208V213H206ZM235 209H236V208H235ZM235 209H234V210H235ZM251 209L254 210L253 213H255L256 210H258V213L261 212V214H260L259 216H258V214H257V216H255L256 214H254V215L251 214V212H250V211H252ZM255 209H256V210H255ZM22 210H23V211H22ZM28 210H29L31 213H30V212H29V213L26 212V211H28ZM84 210H85V211H84ZM138 210H140V211H138ZM166 210H170V211L168 212V215H165V214H167V211H166ZM217 210H219V212H218L219 215H218V216H217L218 213L216 214ZM261 210H262V211H261ZM9 211H10V212L12 211V212L10 213ZM13 211L15 212V217H14V215H13V217H11ZM83 211H84V212H83ZM128 211H129V212H128ZM135 211H136V212H135ZM173 211H174V212H173ZM186 211H187V212H186ZM215 211H216V212H215ZM221 211H222L223 213H221ZM238 211H241L240 213H246L245 216H244V214H243V215H240V213H239ZM62 212H63V211H62ZM62 212H61V213H62ZM126 212H127L128 214H127ZM170 212L172 213V215H171ZM177 212H179V213L181 212V213H182V214H179V215H181V216H180L181 219H182V217H183L182 220H180V217H177V218L179 219V221L177 220L176 216H179ZM237 212L239 213V215H238ZM9 213H10V214H9ZM61 213H59V216H60V217L63 216V217L65 218V216L63 215V214H65V213H64V212H63L62 214H61ZM88 213H87V211H86V214H88ZM136 213H137V214H136ZM139 213L141 214L140 217L137 216V215H140ZM176 213H177V214H176ZM200 213H201V215H202V214H203V215L200 216ZM220 213H221V214H220ZM228 213H229V215H228ZM77 214H78L80 217H79ZM102 214H103V215H102ZM125 214H127L128 216L125 215ZM174 214H176V216H173ZM224 214H226V215H224ZM248 214H249V215H248ZM250 214H251L253 217L250 216ZM95 215H96V216L98 215V216L96 217ZM232 215H233V216H232ZM235 215H237V216H235ZM247 215H248L249 217H248ZM16 216L18 217L19 220L17 219ZM125 216H126V217H125ZM165 216H166V217H165ZM216 216H217V217H216ZM224 216L228 217L229 220L226 219V218H224ZM229 216H230L231 218H230ZM234 216H235L236 218H235ZM243 216H244V217H243ZM260 216H261V217H260ZM9 217L11 218V220H10L11 222L9 221V219H10ZM22 217H23V218H22ZM25 217H26V218H25ZM33 217H34V222H36L35 224L32 223V220H33V219H32V220L30 219V218H33ZM63 217H62V218H63ZM87 217H88V216H87ZM100 217H101V218H100ZM164 217H165V219H164ZM170 217H173V219L170 218ZM174 217H175L176 219H174ZM214 217H216V219H215ZM220 217H221V218H220ZM262 217H263V219H260V218H262ZM13 218H14L15 220H14ZM97 218H98V219H97ZM167 218H168V220H167ZM169 218H170V219H169ZM184 218H185V220H184ZM196 218H197V219H196ZM237 218H238V219H237ZM242 218H244V221H243ZM245 218H246V219H245ZM16 219H17V220H16ZM21 219H22V220H21ZM24 219H25V220H24ZM29 219H30V220H29ZM163 219H164V220H163ZM171 219H172V221L175 220V222H176V220H177L176 224L178 223V225H176L175 222H174V223H173V222H170V225H172V223L175 225V226L173 225L174 228L171 227V226L169 225V223H167V221H169V220L171 221ZM191 219H192V221H193V219H194V221H193V222H192V221L190 222ZM234 219H235V220H234ZM240 219H241L244 223L246 222V224H247V222H248V224L250 223V225L247 227L246 225L241 224L242 221H241ZM13 220L16 221V222H14ZM23 220H24V221H23ZM61 220H63V219H61ZM77 220H76V221H77ZM126 220H127V221H126ZM135 220H136V221H135ZM207 220L209 221V223H208ZM210 220H211V221H210ZM213 220H214V221H213ZM221 220H222V221H221ZM223 220H224V221H223ZM246 220H247V221H246ZM260 220H261V222H260ZM164 221H165L166 223H165ZM180 221H181V222H180ZM186 221L190 222V224H187L188 222H186ZM201 221H202V222H201ZM220 221H221V222H220ZM226 221H228V222H226ZM230 221H232V222H230ZM254 221H255L256 223H254ZM258 221H259L260 223H262V222H263V223L260 224ZM138 222H139V223H138ZM179 222H180V223H179ZM184 222H186L185 225L187 224L188 226H187L186 228H185V226H184L183 228H180V226H181V227L183 226ZM194 222H195V225H194ZM204 222H207V223L205 224V225H206V228H204L205 226H203V225H204ZM251 222H252V225H251ZM18 223H20V225H21V224H22V225L19 226ZM23 223H24V224H23ZM202 223H203V224H202ZM210 223H211V224H210ZM214 223H213V224H214ZM233 223H234V224H233ZM15 224H16V225H15ZM32 224H33V225H32ZM75 224H76V223H75ZM75 224H73V225H75ZM77 224H76V225H77ZM83 224H84V222H83ZM125 224H126V225H125ZM135 224L138 225V228L135 227V226H136ZM201 224H202V225H201ZM227 224L230 225L229 228H228V225H227ZM236 224H237V226H236ZM240 224H241V225H240ZM255 224H256V225H255ZM62 225H63V226H62ZM198 225L203 226L204 229L202 230V228H201V229L198 228ZM220 225H219V226H220ZM231 225H233V226H231ZM254 225H255V226H254ZM192 226H193V227H192ZM243 226H244V227H243ZM250 226H251L252 228H250ZM18 227H19V228H18ZM61 227H62L63 229H62ZM72 227H76V226H72ZM124 227H125V228H124ZM134 227H135L136 229H135ZM176 227H177L178 229H177ZM196 227H197V230L195 229ZM210 227H214L213 230H212V228L210 229ZM34 228L37 230V232H38L39 234L34 230ZM97 228H98V229H97ZM123 228H124V229H123ZM164 228H165V229H164ZM184 228H185V229H184ZM207 228H208V229H207ZM217 228H218V227H217ZM217 228H216V229H217ZM221 228H220V229H221ZM227 228H228V229H227ZM248 228H249V229H248ZM255 228H256V231H255ZM258 228H259V230H257ZM18 229H19V230H18ZM22 229H23V231H22ZM180 229H181V230H184L185 232L181 231ZM206 229H207V230H206ZM209 229L212 230V231L215 230L214 232L211 231V235H212V236H216V237H214L215 239L212 237L213 241H212V239H210L211 236L209 235V233H210V230H209ZM218 229H219V228H218ZM220 229H219V230H220ZM238 229H239V231H238ZM250 229H252V230H250ZM166 230H167V231H166ZM175 230H176V231H175ZM179 230H180V232H179ZM198 230H201V231H202V232L199 231V232L202 233L201 235H200L199 233H198V235H196V233L194 232V231L197 232ZM204 230H206V231L209 230V231H208L209 233L207 234ZM244 230H245V231H244ZM253 230H254L255 232H254ZM26 231H27V232H26ZM71 231H72V232H71ZM163 231H164L165 234H163ZM168 231H169V232H168ZM189 231H190V232H189ZM224 231H223V234L221 235V237L224 238V239H225V237H226L225 241H226V240H229V238H228L229 236H228V235L226 236V233H225ZM17 232H18V233H17ZM21 232H23V233H21ZM29 232H30V233H29ZM32 232H36L37 235H36V233H35V234H34V233L32 234ZM40 232H41V233H40ZM125 232H126V233H125ZM167 232L170 233V234H169L170 237H169V235L167 234ZM175 232H176V233H175ZM193 232H194V235L196 236V237L194 236V237H195L194 239H193V235H192ZM204 232H205V233H204ZM245 232H246V233H245ZM251 232H252V233H251ZM27 233L29 234V236H27V235H28ZM174 233H175V234H174ZM180 233H181V234H180ZM191 233H192V234H191ZM212 233H213L214 235H213ZM215 233H218V234L215 235ZM224 233H225V234H224ZM242 233H241V234H242ZM248 233H249V234H248ZM250 233H251L252 235H251ZM254 233H255V235H254ZM188 234H191L192 236H190V235H188ZM205 234H206V235H205ZM24 235H25V236H24ZM41 235H43V236H41ZM87 235H88V234H87ZM165 235H166V236L168 235L167 237H169L168 241L166 240L167 242L165 241V238L167 239V237H166ZM181 235H182V236H181ZM185 235H186V236H185ZM207 235H209L210 238H209ZM250 235H251V236H250ZM15 236H17V237H15ZM26 236H27L28 238H25ZM35 236H36V237H35ZM163 236H164V238H163ZM203 236L208 237V239H210L211 242H213V243L209 242V240H206V241H208L207 243H209V244L206 243V245H208V246H206V247H205L206 249L204 248V249H205V250H204V249H202V248L205 246V245H204L205 243H204V244L202 245L203 247H202V248L200 247V250L202 249V251L200 252L199 249H196V243H197V247H199V246H198L199 244H200V246H201V243H203V241H204L205 238H206V237L203 238ZM248 236H249V238H248ZM8 237H7V240L5 239L6 242H7V241H10L9 239H11V238H8ZM171 237H174L173 240H172ZM190 237L193 239V241H192V239H191V241H192L193 243L195 242V244H193V243L190 241V239H189ZM221 237H218V238L216 239L215 242H217V243H218V241L221 242L220 240H218V239L221 238ZM14 238H13V239H14ZM24 238H25V239H24ZM196 238H197V240L195 241ZM227 238H228V239H227ZM235 238H236V237H235ZM235 238H233V239H235ZM21 239H22V242L19 243V242L21 241ZM188 239H189V241H188ZM224 239H223V240H224ZM230 239H232V237H231ZM23 240H24V242H23ZM169 240H172V241H169ZM221 240H222V239H221ZM235 240H236V239H235ZM11 241H13V240L11 239ZM11 241H10V242H11ZM18 241H19V242H18ZM164 241H165V243H164ZM231 241H233V240H231ZM10 242H8V243H10ZM14 242H15V241H14ZM168 242H169V243H168ZM198 242H199V244H198ZM226 242H227V241H226ZM240 242L233 241L232 243H233V244L235 243V244H234V245L232 244V246H231V244H230V246L233 248V246L235 247L237 244H240ZM167 243H168L169 246L167 245ZM189 243H190V244H189ZM177 244H179V245H177ZM191 244H192V245H191ZM242 244H241V246H242ZM166 245H167V246H166ZM175 245H176V247L179 246L178 248H181V252H183V254L186 256V257H185V256H183V257H185L186 259L182 257V254L179 255V254L181 253L180 250H179V253L177 252V249H176V250H173V249L176 248ZM180 245H183V246H180ZM244 245H245V244H244ZM238 246H239V245H238ZM241 246H240V247H241ZM245 246H246V245H245ZM163 247H164V248H163ZM165 247H167V248L165 249ZM182 247H185L184 249L186 250V251H185L186 254L188 253L187 251L190 252V249H189V247H190V248L192 249V250H191V253H192V254L194 253V254H193L194 257H193L192 254H190V255H192V256H190L189 253L186 255L185 252H184V249H183ZM187 247H188V249H186ZM212 247H213V245H212ZM228 247H229V246H228ZM231 247H230V248H231ZM240 247H239V248H240ZM242 247H244V246H242ZM171 249H172V250H171ZM182 249H183V251H182ZM210 249H211V245H210ZM212 249H213V248H212ZM233 249H234L235 251H237V250H236V247L233 248ZM241 249H242V248H240V251H241ZM164 250H165V251H164ZM195 250L198 251V252L196 253ZM216 250H218V248L215 249V251H216ZM243 250L245 251V248H244ZM175 251H176L177 253H176ZM192 251H193V252H192ZM210 251H211V250H210ZM210 251L207 252V253H209L208 255H213V254H214V255H218V254H220V253H218V254L215 253L214 250H213V253H210ZM218 251H219V250H218ZM218 251H216V252H218ZM244 251H243V252H244ZM246 251H247V250H246ZM167 252H169V253H167ZM171 252H172V253L174 252L175 254H178V255L172 254V255L170 256ZM199 252H200V253H199ZM249 252H248V253H249ZM253 252H255V253L253 254ZM258 252H259V254L261 253V254H260L261 257H259L258 254H256V253H258ZM198 253H199V254H198ZM207 253H205V254H207ZM248 253L246 252V254H245V252H244V255H243V256H244L245 259L250 260V258H252V256L250 255V253H249V254H248ZM159 254H160V255H159ZM247 254H248L249 257H250V256H251V257H250V258H249L248 256H247L248 258L245 257ZM168 255H169V257H168ZM188 255H189L190 257H188ZM214 255H213V256H214ZM15 256H16V255H15ZM158 256H159L160 258H159ZM175 256H176V258H174ZM198 256H201V258L198 257ZM128 257H129V258H128ZM156 257H157V258H156ZM180 257H178V258L176 259V261L173 260L170 264H173V263L175 264V263L178 261V259H181ZM192 257L194 258L193 260H191ZM196 257H198V260H197ZM211 257H212V256H211ZM256 257H253L252 260H250V261H252V262H251L252 264H255V261H256V260L254 261V258H256ZM15 258H17V257H15ZM166 258H167L168 260H167ZM189 258H190V259H189ZM203 258H204V260H203ZM217 258L219 259V257H217ZM258 258H256V259H257V260H260V259H258ZM185 260H190V262H189V261H185ZM248 260H247V263H248ZM167 261H168V262H167ZM181 261H180V262L178 261L177 263L181 264ZM192 261H193V262H192ZM201 261H202V262H201ZM200 262H201V263H200ZM253 262H254V263H253ZM260 262H261V260H260ZM262 262H261V263L256 262V264H257V263H258V264H264V262H263V263H262ZM177 263H176V264H177ZM183 263H182V264H183ZM195 263L198 264L197 262H195ZM247 263H246V264H247ZM251 263L249 262V264H251Z\"/></svg>",
    "mask_w": 264,
    "mask_h": 264
},
{
    "label": "crops",
    "instance_id": "crops-1",
    "mask_svg": "<svg viewBox=\"0 0 264 264\" xmlns=\"http://www.w3.org/2000/svg\"><path fill=\"white\" fill-rule=\"evenodd\" d=\"M24 1L39 6L65 20H71V22H76L78 25L82 24L84 27L92 28L97 25L101 19L102 0ZM88 232L89 230L84 234V237L82 236L81 243L79 244L83 252L84 250L85 252L72 264H126L125 259H123L125 252L122 246H120L123 241L116 242L111 237H105L95 228H91L90 234ZM76 247L65 252L50 254L32 252L22 254V256L18 257L9 256L7 253L6 257L11 264H67L65 262L67 252L75 250Z\"/></svg>",
    "mask_w": 264,
    "mask_h": 264
}]
</instances>
